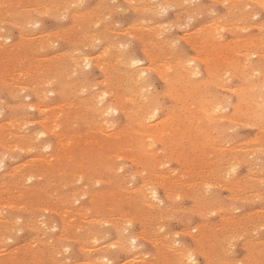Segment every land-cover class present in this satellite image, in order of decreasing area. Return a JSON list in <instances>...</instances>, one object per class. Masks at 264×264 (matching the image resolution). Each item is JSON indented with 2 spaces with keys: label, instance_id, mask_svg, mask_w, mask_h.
<instances>
[{
  "label": "bare ground",
  "instance_id": "6f19581e",
  "mask_svg": "<svg viewBox=\"0 0 264 264\" xmlns=\"http://www.w3.org/2000/svg\"><path fill=\"white\" fill-rule=\"evenodd\" d=\"M83 1V0H82ZM88 1V0H87ZM85 1V2H87ZM93 1V0H92ZM114 1V0H113ZM125 1V0H124ZM177 1V4H179L180 6L183 5V2H185L184 0H137V5L139 7L140 10H142L143 12H154V10H156L155 8L160 7L161 5H170L174 2ZM187 1V0H186ZM191 1V0H189ZM200 1V0H199ZM219 3H221L220 1H222V3L225 4L227 3L228 6H230L229 10L232 14V16H229L230 19L227 20H221L222 22H220V19L218 17V21L220 23H218L217 21H208L205 20L207 23L211 22L212 24V28L210 23L207 25V28L210 27L211 29H206V31L208 33L206 34H200L199 35V39L197 40L198 42L202 43L204 46L202 47V49H206V50H210V52L214 53V55H212L213 59H214V65H228V69H227V73L228 70L230 69L233 74H235L238 78L241 79V84L238 87L236 86H232L234 87V89L236 88V90L232 89V87H228L225 85L227 84H223V86L221 85V88H230L231 90H233L234 93H238L237 94V98L238 100L235 101L238 102L235 106H234V111L236 113V115H238V117H245L244 119L248 120L249 122L252 123V121H254L253 123H257V121H261L264 120V19L262 20L261 23H257L254 21V23H249L248 21L251 20L250 18L253 16L256 17L254 14L256 11V7H261L264 10V0H218ZM63 2V1H62ZM94 2V1H93ZM119 2V1H118ZM117 2V3H118ZM133 2V1H132ZM194 2V1H193ZM195 2H198L197 0ZM193 3L195 6H197L198 4ZM215 2V1H213ZM121 3V2H120ZM127 3V2H126ZM191 3V2H190ZM67 4V1H66ZM192 4V3H191ZM202 4V3H201ZM198 5L197 7L192 8V11L196 10V13L193 11V15L198 14L200 15V10L202 11V5ZM209 4V3H208ZM213 3L209 4V8L211 9L213 6H211ZM218 4V3H217ZM224 4V5H225ZM71 5V4H70ZM74 5V4H73ZM120 5V4H119ZM191 6V5H190ZM207 5H204V7ZM211 6V7H210ZM226 6V7H228ZM114 7V6H113ZM115 7H117L115 5ZM114 7V8H115ZM171 7V6H170ZM61 9L63 12H65V15L67 14L68 17L71 19L72 23L70 24V26H67L68 28H63L61 30H59L57 32L56 30V34L57 36L61 35L64 39L68 38L70 39V41L68 42V45L71 47L70 51L66 52H62L59 55H54L52 57L49 58H44L42 56L43 52L45 51L46 47H51V45L49 44L50 41V36L51 34H44L41 40H33L32 42L28 41L25 39L20 40V41H11L9 44H5L2 41V37L4 36V34H9L10 33V26H14L16 28H18L21 31H25V28L28 26L29 23L33 22L36 20V17L42 13V11H49V9L51 10V5H49L47 3V0H0V93L2 92H6L9 96H13L16 93L17 89H25L28 91H31V93H33L34 95V100L31 103H27V104H14L12 105L9 110L8 113H6L5 118H3L0 121V164H4L5 158H8L9 156L17 153V152H23L25 154H30L31 156H29L28 158H26L25 160H23L21 163L19 164H15V166H10L5 172H3L0 175V244L4 243L7 239L9 240L12 235L14 234L15 230L17 229V227H24L26 229H31V230H37L36 228V223L37 221H33L30 218V215L33 213L35 207L37 206V203H44L43 206H47L48 204H50V206H52V209H55L56 212H58L61 215V220H62V226L60 227V231L63 234V236H61L60 238H56L55 240V245H58L57 247H60L59 244L61 243L62 239L65 237V235H67V233L71 232L73 234H75L76 240L81 241L84 237L88 238L89 235H91V238H93V240L91 241H95L94 239L98 236V235H104L105 231L103 230V228H101L99 225L100 224H105V222H108L109 218H107L106 214L107 212L105 211V208L109 209V211H112L114 209H116L118 214V218L117 219H111L109 223H111L112 228L115 230V232L117 233L116 236H118L117 239L114 242V244L117 245H122V243H124V241L126 240V238L132 235V231L131 228H127L125 226L126 222L125 220H128L126 218V216H124V214H122L121 212V205L125 202H128V205L132 208V209H136L137 211L141 212L142 214H145L148 218H151L156 212H158L161 214L160 212V208L161 207L158 202L160 203L161 198L158 195V191H157V186L156 184L153 182L154 180H152L150 178V174L152 176V172L153 169L155 167L156 163V152L152 149V140L156 139V138H163L164 136H166L168 134V127H174L176 125H179L178 123L176 125H174L171 121H170V117H159L156 121L153 120L154 117H156L157 113L159 110H162L160 107L158 110V106L157 107V103L156 104V96L153 90V87L151 86L149 78L145 75V72L148 68L151 67L147 66V64L144 65V67H136V65H138L139 61L136 60L133 56H129L127 58V52L126 53H122V51H120V53H116V51H114V54L117 55L116 57H114V65L113 68L110 69L109 72V76L101 83L98 84L101 87H104V90L98 91V92H92L91 95L88 96V98L85 100V98H82L81 95L82 93H84L86 91V89H88V87L85 85V81L82 80L80 77L79 78H75V72L78 69V67L81 66V63L83 62V59H80L79 56H76L74 50L77 49H73V47L77 44L76 42H80L82 39V35L83 36H87V28H88V23L90 22L89 20H87V18L85 17L84 12L80 11V10H76L75 8H71L68 9L66 7V5L64 4H57L56 5V9ZM113 8V9H114ZM131 8V7H130ZM173 8V6H172ZM171 8V9H172ZM208 8V9H209ZM108 9V8H107ZM120 9V7H119ZM118 9V10H119ZM134 9V7H133ZM185 9V8H184ZM123 10V9H122ZM129 10V9H128ZM132 10V9H131ZM136 10V9H135ZM191 10V9H190ZM228 10V9H227ZM255 10V11H254ZM164 11V10H163ZM170 11V10H169ZM184 11V10H183ZM211 11V10H210ZM214 9L211 11L213 13ZM216 11V10H215ZM61 14H64V13ZM123 12V11H122ZM162 12V11H161ZM185 12L187 14H190L189 10H185ZM204 12V11H203ZM207 12V10L205 11ZM228 12V11H227ZM53 13V12H52ZM117 13V12H116ZM138 13V12H137ZM167 13V11L165 12ZM174 13V12H173ZM202 13V12H201ZM209 13V11H208ZM211 13V14H212ZM216 13V12H215ZM258 13V12H257ZM92 14V13H91ZM130 14V13H129ZM182 14H184L182 12ZM186 14V15H187ZM219 14V13H218ZM227 14V13H226ZM166 15V14H165ZM192 15V14H191ZM192 15V16H193ZM202 16H205L203 14H201ZM208 15V14H207ZM210 15V14H209ZM220 15V14H219ZM115 16V15H114ZM122 16V15H120ZM119 16V17H120ZM163 16V15H161ZM178 16H180V14H178ZM185 16V15H184ZM192 16L189 15V17H191L190 21L192 20ZM217 16V15H216ZM107 17V16H104ZM169 17V16H168ZM176 17V16H175ZM186 17V16H185ZM195 17V16H194ZM200 17V16H199ZM213 17V16H212ZM51 18V17H50ZM65 18V17H64ZM67 18V17H66ZM125 18V17H124ZM155 18H158L155 17ZM217 18V17H215ZM214 18V19H215ZM226 18V17H224ZM257 18V17H256ZM39 19V18H38ZM145 19V18H144ZM150 19V18H149ZM175 19V18H174ZM188 19V20H189ZM195 19V18H193ZM210 19V18H209ZM213 19V18H212ZM254 19V18H253ZM66 20V19H65ZM98 20V19H97ZM134 20V19H133ZM171 20V19H170ZM187 20V19H186ZM58 21V20H57ZM94 21V20H93ZM105 21V20H104ZM122 21V20H121ZM190 21H185L184 24H186L187 22L189 23ZM70 22V21H69ZM129 22V21H128ZM158 24L160 23V21H157ZM165 22H169L165 20ZM170 22H173L170 21ZM169 22V24H171ZM119 23V22H118ZM135 23V22H134ZM140 23V22H139ZM163 23V22H161ZM38 24V23H35ZM42 24V23H41ZM59 24V23H58ZM98 24V23H97ZM96 24V25H97ZM149 26L151 23H148ZM156 24V23H154ZM157 24V25H158ZM166 24V23H165ZM179 24V23H178ZM175 24V25H178ZM205 24V22H204ZM203 26H206L204 25ZM219 24H221V26H223L224 28L226 26H229L231 28L230 31H233V35H235V41H236V46L234 48H232V53H228L226 51V49L228 50L229 45H225L224 42H227L226 40L224 41V39L220 38L224 41H222L223 43L221 44L218 40H220V38L217 40V27L219 26ZM99 25V24H98ZM125 25V24H124ZM133 25V24H132ZM138 26V24H136ZM161 25V24H160ZM173 24H171L172 26ZM180 25V24H179ZM190 25V24H189ZM218 25V26H216ZM135 26V27H137ZM140 26V25H139ZM170 26V28H172ZM184 26V25H183ZM188 26V24H187ZM186 25L185 27L188 28ZM200 27V25H198ZM196 28H199V27ZM55 27V26H54ZM148 27V26H147ZM155 27V26H154ZM158 27V26H157ZM176 27V26H175ZM179 28H182L180 26H178ZM192 27V26H191ZM220 27V26H219ZM250 27H257V29H259V34L258 35H249L248 34H243V36L240 34L242 31H245V28H250ZM28 28V27H27ZM75 28H77L76 31V38H75V32L73 33V30H75ZM125 28V27H123ZM130 28V27H128ZM144 28V27H143ZM146 28V27H145ZM150 28V27H149ZM164 28V27H163ZM167 28V27H166ZM169 28V27H168ZM169 28V29H170ZM228 28V27H227ZM42 29V28H41ZM141 29V28H140ZM157 29V28H155ZM153 31V33H157L159 31ZM159 29V28H158ZM161 30L162 27L160 28ZM168 29V30H169ZM175 29V28H174ZM172 29V30H174ZM202 29V28H201ZM220 29V28H219ZM229 29V28H228ZM37 30V29H36ZM44 30V29H43ZM52 30V29H50ZM49 30V31H50ZM117 30V29H116ZM160 30V31H161ZM166 30V29H164ZM171 30V31H172ZM179 30V29H178ZM184 30V29H183ZM189 30V29H188ZM196 30V29H195ZM193 30V31H195ZM200 30V29H199ZM197 30V31H199ZM211 30V31H210ZM17 31V30H16ZM35 31V30H33ZM29 32L30 33H37V32ZM45 31V30H44ZM48 30L46 29V32ZM55 31V30H54ZM53 31V34H54ZM112 31V30H111ZM114 31V30H113ZM129 31V29L127 30ZM182 31V30H181ZM203 32V29L201 30ZM221 31H223V28L221 29ZM39 32V31H38ZM43 32V31H42ZM116 32H121V31H116ZM130 32V31H129ZM177 32V31H176ZM190 32V31H189ZM196 32V31H195ZM205 32V31H204ZM248 32V31H247ZM44 33V32H43ZM42 33V34H43ZM171 33V32H170ZM181 33V32H180ZM184 33V31H183ZM188 33V32H187ZM186 33V34H187ZM198 33V32H197ZM222 33V32H221ZM224 33V32H223ZM230 33V32H228ZM251 33V32H250ZM253 33V32H252ZM256 33V32H254ZM25 34V33H23ZM39 34V33H37ZM56 34H54L56 36ZM90 34V33H89ZM131 34V33H130ZM134 34V33H133ZM185 34V35H186ZM191 34V33H190ZM220 34V33H219ZM218 34V35H219ZM18 35V34H17ZM93 35L97 36L99 38V40L103 43V44H109V47L104 51H108V49L113 48L114 43L113 41H111L108 36H107V32H106V28H96L93 32ZM162 35V34H161ZM176 35V34H175ZM179 35V34H178ZM183 35V34H182ZM179 35V36H182ZM185 35H183L184 37H186ZM197 35V34H196ZM232 35V36H233ZM28 36V35H27ZM35 36V35H34ZM41 36V34H40ZM40 36L38 39H40ZM74 36V37H73ZM117 36V35H116ZM136 36V34H135ZM154 38L155 35H152ZM158 36V35H157ZM174 36V35H173ZM177 36V35H176ZM182 36V37H183ZM188 36V34H187ZM8 37V36H7ZM37 37V36H36ZM35 37V38H36ZM150 37V36H149ZM160 38V35L158 36ZM163 37V35H162ZM181 37V38H182ZM234 37V36H233ZM30 38V37H29ZM89 38V37H88ZM93 38V37H92ZM91 38V39H92ZM95 38V39H94ZM93 39L96 40V37H94ZM176 38V37H175ZM189 38V37H188ZM8 40V38H6ZM5 39V40H6ZM22 39V38H21ZM56 39V37H55ZM139 38H137L138 40ZM177 39V38H176ZM180 39V37H179ZM234 39V38H231ZM231 39L229 41H231ZM85 40V39H84ZM90 40V39H89ZM154 40V39H153ZM195 40V39H194ZM76 41V42H75ZM149 41V40H148ZM156 41V40H155ZM167 41V40H166ZM172 41L174 42V40L172 39ZM177 41V40H176ZM190 41V40H189ZM88 42V40L86 41ZM91 42V41H89ZM99 42V41H98ZM130 42V41H128ZM132 42V41H131ZM152 42V40H151ZM150 42V43H151ZM168 42V41H167ZM172 42V43H173ZM180 42V41H179ZM195 42V41H194ZM57 43V42H55ZM55 43L53 45H55ZM122 43V42H121ZM120 43V46H121ZM140 43V42H139ZM163 43V42H162ZM165 43V42H164ZM176 43V42H174ZM173 43V44H174ZM193 43V42H191ZM231 43V42H229ZM234 43V42H232ZM49 44V45H48ZM82 44V43H81ZM89 44V43H88ZM92 44V42H91ZM96 44V43H95ZM153 44V43H152ZM157 44H160V42H158ZM169 44V43H168ZM172 44V45H173ZM84 45V44H83ZM118 45V44H117ZM126 45V44H125ZM167 45V44H166ZM192 45V44H191ZM196 45V43H194V46ZM200 45V44H199ZM198 45V46H199ZM58 47V45H55ZM85 46V45H84ZM89 46V45H88ZM92 46V45H91ZM98 45H96L97 47ZM225 46H228L225 47ZM232 46V45H231ZM94 47V46H93ZM92 47V48H93ZM196 47V46H195ZM53 48V47H52ZM63 48V47H62ZM100 48V46H99ZM98 48V49H99ZM194 48V47H193ZM200 48V47H199ZM226 48V49H224ZM55 49V47H54ZM64 49V48H63ZM96 49V48H95ZM94 49V50H95ZM126 49V48H125ZM51 50V49H49ZM62 50V49H61ZM66 50V49H65ZM79 50V49H78ZM91 50V49H90ZM89 50V51H90ZM123 50V49H122ZM144 50V49H143ZM178 50V49H177ZM200 50V49H196ZM55 51V50H54ZM88 51V52H89ZM96 51V50H95ZM101 51V50H99ZM101 51V52H104ZM131 51V49H130ZM133 51V49H132ZM183 51V50H182ZM201 51V50H200ZM50 52V51H49ZM81 52V51H78ZM100 52V53H101ZM146 52V51H144ZM75 53V54H74ZM85 53V52H84ZM92 53V52H91ZM99 53V54H100ZM109 53V52H108ZM195 53V52H194ZM199 53V52H198ZM209 53V52H207ZM209 53V60L206 61L210 62V57L211 54ZM104 54V53H103ZM155 54V53H154ZM159 54V53H158ZM181 54V53H180ZM191 54V53H190ZM204 54V53H201ZM200 54V55H201ZM53 55V54H52ZM102 55V54H101ZM105 55V54H104ZM198 54V56H200ZM208 55V54H207ZM256 55L258 59L257 61H252L250 60L251 56ZM93 56V55H91ZM99 55H97L98 57ZM103 56V55H102ZM111 56V55H110ZM135 56V55H134ZM189 56V55H188ZM187 56V57H188ZM192 56V55H191ZM195 56V55H194ZM193 56V57H194ZM197 56V55H196ZM93 58V59H98V58ZM158 58V55L155 57ZM166 57H169L166 55ZM176 57V56H175ZM203 56H201L202 58ZM111 58V57H110ZM162 58V57H161ZM172 58V57H171ZM186 58V57H185ZM181 59L179 64V68H177V71H175L171 76H166V79L168 81V84L170 85L168 91V93L171 94L174 93L175 96L180 97V99H182L183 101H181V103H183V108L186 112V114L188 113L190 116L184 118V120H188L187 121V126L184 125V121H181L183 124H180V126L184 127L183 131H179L181 128H179V126H177L178 130V137L177 138H183L185 139L186 137L188 138V142L190 144V148L194 151L193 156L196 160V158L198 156H200L201 149L198 150L197 148V144L198 142H204V144L206 145V143L208 144H213L212 142H214L215 139L218 138H213L212 134L210 132V130H212V126L214 124L217 123L218 117L217 114L221 109H224L221 106V103L219 102L220 100H223L222 97L224 94H222V96L217 99L215 95H211L208 94L207 89L205 88V84L202 82V80L200 81V78H197V75H199V67L197 68V66L195 65H191V60L189 59ZM190 58V57H189ZM197 58V57H196ZM195 58V59H196ZM199 57L198 60L201 59ZM204 58V57H203ZM103 59V58H102ZM108 59V58H107ZM147 59V58H146ZM206 59V57L204 58ZM95 60L93 62H95ZM142 60V59H139ZM149 60V58H148ZM160 60H164L163 58ZM159 60V61H160ZM174 60V59H173ZM86 61V60H85ZM112 61V60H111ZM158 61V62H159ZM168 61V60H166ZM165 61V62H166ZM171 61V60H169ZM168 61V62H169ZM175 61V60H174ZM172 61V62H174ZM177 61V60H176ZM176 61L173 63L175 64ZM179 61V60H178ZM177 61V62H178ZM202 61V60H201ZM88 65L91 64L90 60L86 61ZM92 62V63H93ZM109 62V60H108ZM148 62V61H147ZM171 62V65H173ZM199 62V61H198ZM259 62H261L259 64ZM113 63V62H112ZM156 63V62H155ZM167 63V62H166ZM170 63V62H169ZM167 63L169 66L170 64ZM205 63V62H203ZM211 63V62H210ZM156 63L154 69L156 68L157 70L160 68ZM193 64V63H192ZM196 64V63H195ZM99 65V64H98ZM111 65V66H112ZM157 65V66H156ZM176 66H178V63L175 64ZM206 65V64H205ZM211 65V64H210ZM209 65V68L211 67ZM87 66V65H86ZM85 66V68H87ZM166 66V65H164ZM163 66V69H165L166 67ZM174 66V65H173ZM199 66V65H198ZM135 67V68H134ZM159 67V68H158ZM204 67V66H203ZM208 67V66H207ZM162 68V66H161ZM174 68V67H172ZM212 68V67H211ZM223 68V67H222ZM153 69V68H152ZM155 69V70H156ZM167 71L169 68H166ZM212 69H215L212 68ZM156 70V73H157ZM160 70V69H159ZM158 70V71H159ZM226 70V69H225ZM254 70H258L255 71L256 75L261 77V80L258 82H255L256 80H253V71ZM164 71V70H162ZM216 70H212V74H214ZM221 71V70H220ZM224 71V70H223ZM222 71V72H223ZM97 72V71H96ZM153 72V71H152ZM225 72V71H224ZM258 72V73H257ZM160 73V72H159ZM254 73V74H255ZM90 74V73H89ZM105 74V73H104ZM107 74V73H106ZM114 74V75H113ZM207 74V73H206ZM224 74V73H222ZM226 74V73H225ZM201 75V73H200ZM211 75V74H210ZM218 75V74H216ZM161 76V75H160ZM208 76V74H207ZM253 76V77H252ZM258 76V77H259ZM150 77V76H149ZM201 77V76H199ZM204 78V76H202ZM201 77V79H203ZM209 83L210 84V80H212L211 76H209ZM222 77H224V75H222ZM236 77V78H237ZM257 77V78H258ZM233 78V77H231ZM81 79V80H80ZM208 80V78H206ZM256 79V78H255ZM260 79V78H259ZM90 80V79H88ZM97 81V80H96ZM203 81H206L203 79ZM214 81V78L213 80ZM216 81V80H215ZM232 81V79H231ZM230 81V82H231ZM180 83L182 86L183 90L181 92L183 93H177V86L179 87V84L176 85V83ZM223 82V81H222ZM165 83V82H164ZM207 83V82H206ZM216 83V85H217ZM168 84H166L168 86ZM213 84V83H212ZM230 84V83H229ZM233 84V83H232ZM165 85V86H166ZM176 85V86H175ZM214 84V86H216ZM91 86V85H90ZM231 86V85H230ZM241 86V87H240ZM219 87V86H218ZM151 88V89H150ZM180 87V89H182ZM101 89V88H100ZM165 89V87H164ZM212 89V88H211ZM195 90L197 91H205L208 96L204 98V94H200V96H197L199 98H197L196 95H194ZM215 90V89H213ZM224 90V89H223ZM229 91V89H226ZM95 91V90H94ZM165 91V90H164ZM203 91V92H204ZM22 92V90H21ZM160 92V91H159ZM158 92V93H159ZM165 92V93H166ZM214 92V91H213ZM216 92V91H215ZM30 93V94H31ZM49 93H54L56 94V96L58 95L59 100H57L56 102H54L51 105H46L44 103V99L46 98L47 94ZM157 93V91H156ZM197 93V92H196ZM195 93V94H196ZM53 94V96H54ZM86 94V93H85ZM184 94V96H183ZM220 94V93H219ZM218 94V95H219ZM2 95V94H1ZM5 95V94H4ZM158 95V94H157ZM164 95V93H163ZM217 95V94H216ZM230 94H228L227 96L229 97ZM27 96V95H25ZM23 96V98L25 97ZM166 96V95H165ZM196 96L195 101H191L192 103L189 104L187 103V98L189 97H193ZM220 96V95H219ZM30 97V95L27 96V98ZM168 97V95L166 96ZM227 97V99H228ZM11 98V97H10ZM26 98V99H27ZM57 98V97H56ZM170 98V97H169ZM230 98V97H229ZM236 98V99H237ZM2 99V98H0ZM171 99V98H170ZM178 99V98H177ZM175 98V100H177ZM192 99V98H191ZM7 100V98L5 99ZM11 100V99H10ZM31 100V99H30ZM189 100V99H188ZM225 100V99H224ZM2 101V100H1ZM4 101V100H3ZM15 101V100H14ZM22 101V100H21ZM229 101V100H228ZM227 101V102H228ZM27 102V101H26ZM224 102V101H223ZM226 102V103H227ZM229 103V102H228ZM178 104V102H177ZM171 105V104H170ZM175 105V103H174ZM223 105V104H222ZM229 105V104H228ZM231 105V104H230ZM10 106V105H9ZM179 106V105H178ZM187 106V107H186ZM169 107V106H167ZM175 107V106H173ZM172 106H170L171 110L173 109ZM180 107L181 104H180ZM31 108L34 109L35 112L37 113V117L34 119H30L26 116V112L25 110ZM166 108V106H165ZM227 108V107H226ZM226 108L224 110H226ZM179 109V108H176ZM190 109V111L188 110ZM3 110V109H2ZM167 110V108H166ZM1 111V110H0ZM5 111V110H4ZM173 111V110H172ZM179 111V110H178ZM31 110H30V114H31ZM115 112H119L120 114H124L127 118L128 124L126 125V127L124 128H114V130H111V126L108 124V122L110 121V115L112 113ZM160 112V111H159ZM169 112V111H168ZM181 109H180V113H181ZM232 112V111H231ZM230 112V114H231ZM2 113V112H1ZM0 113V115H1ZM29 113V112H28ZM171 113V112H170ZM179 113V112H178ZM227 113V112H226ZM3 114V113H2ZM167 114V113H166ZM225 114V113H224ZM229 114V113H228ZM227 114V117H229ZM229 114V115H230ZM179 114H175V115H170L172 116V118H174V116L177 118ZM185 115V113L183 114ZM182 115V116H183ZM180 116V115H179ZM178 116V117H179ZM234 116V115H233ZM34 117V116H33ZM116 117V115H115ZM114 117V118H115ZM222 118H226L225 115L221 116ZM219 116V119L221 118ZM232 117V115H231ZM230 117V118H231ZM236 119L238 120L237 116H235ZM243 117L241 119H243ZM161 118V120H160ZM233 118V117H232ZM180 119V118H178ZM183 119V118H182ZM229 120V118H226ZM234 118L231 119V121L236 122V120ZM85 121L86 123H88L90 126L93 127V129H98L101 130L103 133L100 137L97 136V138H92L90 137V133L91 130H86L83 132H76L75 130V123L76 121ZM114 120V119H113ZM117 120V119H116ZM172 120V119H171ZM177 119H174V121ZM181 120V119H180ZM179 120V121H180ZM222 121V119H220ZM224 120V119H223ZM236 120V121H235ZM34 122L36 124V127L33 130H30V132L28 133H24V128L27 124H29V122ZM126 121V122H127ZM230 121V122H231ZM244 121V120H243ZM113 122V121H112ZM111 122V123H112ZM224 122V121H222ZM82 123V122H81ZM110 123V124H111ZM238 123H243L242 120ZM248 124L249 125H251ZM261 123V122H260ZM34 124V125H35ZM118 124V123H117ZM116 124V125H117ZM174 126H173V125ZM223 124V123H222ZM227 123H225L226 125ZM230 124V123H228ZM246 124V121L245 123ZM263 124V122L261 123ZM80 125V124H79ZM114 125V124H113ZM124 125V123H123ZM234 125V124H233ZM255 124H253L251 127H253ZM122 126V125H120ZM219 127V125H217ZM243 126V124H242ZM241 126V127H242ZM247 126V124H246ZM34 126L32 125V128ZM79 127V126H78ZM113 127V126H112ZM225 127V126H224ZM257 127V126H256ZM31 128V129H32ZM221 128V127H220ZM233 128V127H232ZM231 128V129H232ZM261 128V127H259ZM219 129V128H217ZM229 129V128H228ZM227 129V130H228ZM230 129V130H231ZM234 129V128H233ZM258 129V128H257ZM262 129L264 130V125H262ZM25 130H27V128H25ZM111 130V132H110ZM176 130V128H175ZM229 130V131H230ZM237 130V129H236ZM28 131V130H27ZM26 131V132H27ZM172 131V130H171ZM170 131V132H171ZM216 131V130H215ZM214 131V132H215ZM220 131H224V130H220ZM234 131V130H233ZM255 131V130H254ZM258 131V130H256ZM255 131V133H256ZM261 131V130H260ZM98 132V131H97ZM177 132V131H174ZM219 132V131H217ZM220 133V132H219ZM222 133V132H221ZM236 133V131H235ZM259 133V132H258ZM174 134V133H173ZM173 134L172 137H173ZM216 134V133H215ZM170 135V133H169ZM223 135H225L223 133ZM222 135V138H223ZM228 135V134H227ZM237 135V134H236ZM180 136V137H179ZM226 136V135H225ZM232 136L234 137V133L232 134ZM254 136V135H253ZM264 136V135H263ZM171 137V136H170ZM170 137H166L167 139H170ZM171 137V139H173ZM176 137V134H175ZM229 137H231L229 135ZM251 137V136H250ZM228 138V137H227ZM232 138V137H231ZM237 138V137H234ZM252 138V137H251ZM254 138V137H253ZM164 139V138H163ZM234 140V139H233ZM253 140V139H252ZM156 141V140H155ZM174 141V140H172ZM224 141V140H223ZM236 141V140H235ZM249 141V140H248ZM255 141V140H254ZM159 142V141H157ZM165 142V141H163ZM162 142V143H163ZM168 142V141H166ZM165 142V143H166ZM176 142H179L178 140L175 141V145L177 144ZM184 142V140H183ZM187 142V143H188ZM200 142V143H201ZM218 142V141H217ZM250 142V141H249ZM263 142V141H262ZM186 143V147L189 145H187ZM216 143V142H215ZM252 143V141H251ZM257 143V141H256ZM167 144V143H166ZM180 145V143H178ZM185 144V143H184ZM218 144V143H217ZM228 144V141H227ZM225 144V145H227ZM237 144V141L236 143ZM241 144V143H240ZM249 145H251L250 143H248ZM254 144V142L252 143ZM261 144V142L259 143ZM259 144H256L259 146ZM168 145V144H167ZM178 145V146H179ZM182 145V143H181ZM200 145V144H198ZM205 145H201L205 146ZM246 146H243V143L241 146H243L245 149L249 146H247V144H245ZM263 144H261L259 147H261ZM155 146V145H154ZM211 147L212 145H208V147ZM216 146V145H215ZM171 147V145H170ZM177 146H174V149L172 148V150H170L171 152L174 150L176 151ZM185 147V146H184ZM219 148V145L217 146ZM224 148H226L225 146H223ZM237 147V146H236ZM255 147V144H254ZM252 146V148H254ZM264 147V146H262ZM261 147V148H262ZM182 148V147H179ZM179 148L177 150H179ZM216 147H214L213 149H215ZM220 150L224 151V148L222 149V145H220ZM228 148V147H227ZM239 148V147H238ZM242 148V149H244ZM251 148V147H250ZM258 147L256 146V149ZM45 150L44 152L42 150ZM160 149V148H159ZM163 149V148H162ZM160 149V150H162ZM165 149V148H164ZM168 149V148H167ZM165 149V150H167ZM202 149H205L204 147ZM210 149V148H209ZM212 149V150H213ZM233 149V148H232ZM249 150V147L247 148ZM259 149V148H258ZM206 150V149H205ZM216 150V149H215ZM234 150H238V149H234ZM233 150V151H234ZM252 150V149H251ZM42 151V152H41ZM125 152V155H121V156H126L125 158H127V156H129L130 158H132L131 160H135L137 159V162H139V167L141 168L139 171H137L135 169V171L132 174H140L143 177L142 180H140V182H137L136 185H132V186H126L125 185V176H126V171L124 172H120L122 166L117 165L114 163V159L113 161H111V157L113 155H115L117 152ZM159 151V150H157ZM188 151V150H187ZM186 151V152H187ZM218 151V150H217ZM226 151V150H225ZM247 151V150H246ZM245 151V152H246ZM261 151V149H260ZM264 151V150H263ZM262 151V152H263ZM121 152V153H122ZM165 152V151H164ZM170 152V153H171ZM191 152V151H190ZM188 152V153H190ZM207 152H209V150H207ZM256 150L254 151V155H255ZM169 153V155H170ZM177 153V152H176ZM204 153V152H203ZM211 153V152H209ZM219 153V151H218ZM217 153V155H218ZM235 153V152H234ZM259 153V150H258ZM258 153L256 152V155H258ZM118 154V153H117ZM120 154V153H119ZM118 154V156H120ZM163 154V153H162ZM167 154V153H166ZM165 154V155H166ZM184 152L181 151L178 155H181L182 158L180 159H184L183 155ZM215 154V153H214ZM213 154V155H214ZM253 154V152L251 153ZM175 155V153H174ZM176 155V156H178ZM210 155V154H207ZM216 155V157H218ZM263 155V154H262ZM19 156V154H18ZM117 156V155H115ZM187 156V155H186ZM184 155V157H186ZM205 156V155H204ZM212 156V155H211ZM233 156V155H232ZM248 156L249 153H248ZM22 157V156H21ZM25 157V156H24ZM188 157V156H187ZM186 157V158H187ZM213 157V156H212ZM221 157V155H220ZM246 157V156H245ZM10 158V157H9ZM14 158V157H13ZM11 156V160L13 159ZM17 158V157H16ZM15 158V159H16ZM117 158V157H116ZM115 158V159H116ZM167 158V157H166ZM165 158V159H166ZM170 158H173L170 157ZM179 158V157H178ZM177 158V160H178ZM210 158V157H209ZM249 158V157H248ZM179 159V160H180ZM213 159V158H212ZM222 159V158H221ZM264 159V158H263ZM130 160V159H129ZM130 160V161H131ZM164 160V159H163ZM175 160V159H174ZM226 160V159H225ZM224 160V161H225ZM258 160V159H257ZM8 161V160H7ZM166 161V160H165ZM209 161V160H208ZM234 161V160H233ZM9 162V161H8ZM12 162V161H11ZM19 162V161H18ZM132 162V161H131ZM170 162V161H169ZM179 163V161H177ZM190 162V161H189ZM232 162V159L231 161ZM235 162V161H234ZM249 162V159H248ZM6 163V162H5ZM17 163V162H16ZM120 163V162H119ZM133 163V162H132ZM220 163V162H219ZM223 163V161L221 162ZM220 163V164H221ZM225 164H223L224 166H226L227 162H224ZM233 163V162H232ZM236 163V162H235ZM122 164V161H121ZM129 164V163H128ZM169 164V163H168ZM180 164V163H179ZM181 164H186L181 163ZM201 164V163H200ZM206 164H208L207 160H206ZM219 164V165H220ZM229 164V162H228ZM241 164V163H240ZM250 164V163H249ZM255 165L254 163H251V165ZM259 164V162H258ZM131 165V164H130ZM166 165V164H165ZM231 165V163H230ZM239 165V164H238ZM250 165V166H251ZM263 165V164H262ZM159 166V165H157ZM161 166V164H160ZM159 166V167H160ZM167 166V165H166ZM187 165H185L186 167ZM240 166V165H239ZM248 166V164H247ZM246 166V167H247ZM257 166V164H256ZM254 166V167H256ZM128 167V166H127ZM208 167V166H207ZM223 169V166H221ZM230 167V166H229ZM228 166L224 167L225 171H227L226 173H228ZM233 167V166H232ZM237 166L235 165V168ZM253 167V166H252ZM253 167V170H254ZM166 168V167H163ZM203 168V167H202ZM210 168V166H209ZM208 168V169H209ZM234 168V169H235ZM126 169V168H125ZM134 169V168H133ZM173 169V168H171ZM170 169V170H171ZM177 170V168H174ZM182 169V165L180 170ZM185 169V168H183ZM188 169V168H187ZM198 169V168H197ZM201 169V168H200ZM206 169V167L204 168ZM214 171V168H212ZM231 169V168H230ZM239 168L237 167L236 170H238ZM246 169V168H245ZM249 169L248 171H250V169L252 170V168H247ZM127 170V169H126ZM129 170V169H128ZM156 170V169H155ZM168 170V169H166ZM203 170V169H202ZM224 170V169H223ZM223 170L221 173H223ZM158 171V170H157ZM163 171V170H162ZM165 171V169H164ZM169 171V170H168ZM166 171V172H168ZM174 171V172H173ZM171 171L173 174L172 176L175 174V170ZM182 171V170H181ZM196 171V169H195ZM212 171V170H211ZM219 172V169H216V171L214 172ZM233 171V170H232ZM231 171V172H232ZM184 172V171H183ZM207 172L204 171V173ZM210 172V170H209ZM254 172V171H253ZM260 172V171H259ZM165 173V172H164ZM169 174H171L170 172H168ZM167 173V174H168ZM182 173V172H181ZM195 173V172H194ZM230 173V172H229ZM131 174V175H132ZM162 174V173H161ZM166 173L163 175H167ZM180 174V173H179ZM217 174V173H216ZM220 174V173H219ZM225 174V172H224ZM233 174H235V176L237 175L236 172ZM246 174V173H245ZM250 176L251 173H248ZM264 174V173H263ZM262 174V176H264ZM130 175V174H128ZM127 175V176H128ZM133 178V176H131ZM196 175V173H195ZM223 175V174H222ZM219 176V177H222ZM241 175V174H240ZM239 175V176H240ZM169 176V175H167ZM171 176V177H172ZM179 176V175H178ZM184 176V174H183ZM182 176V177H183ZM198 176V175H197ZM201 176V175H200ZM199 176V177H200ZM212 176V175H211ZM211 176L209 179H211ZM227 176V175H225ZM224 176L225 179H228ZM229 176V175H228ZM257 176V175H256ZM261 176V175H259ZM259 176L257 178H259ZM136 177V176H134ZM175 177V176H173ZM202 177V176H201ZM206 177V176H205ZM230 177V176H229ZM234 177V176H233ZM242 177V176H241ZM244 177V176H243ZM242 177V178H243ZM251 177V176H250ZM128 178V177H127ZM156 178V177H155ZM178 178V177H177ZM186 178V176H185ZM184 178V179H185ZM188 178V177H187ZM195 176H193L191 179H194ZM208 178V176H207ZM206 178V180H207ZM213 178V177H212ZM223 178V179H224ZM236 178V177H235ZM234 178V179H235ZM264 178V177H262ZM197 179V178H196ZM200 179V178H198ZM197 179V180H198ZM205 179V178H204ZM208 179V180H209ZM233 179V178H232ZM231 179V180H232ZM239 179V177H238ZM237 179V180H238ZM85 180V181H84ZM201 180V179H200ZM203 180V178H202ZM201 180V181H202ZM212 180V179H211ZM215 180V178H214ZM246 180V178H245ZM249 180V179H248ZM261 180V179H260ZM30 181V183L28 182ZM84 181V182H83ZM179 181H185V180H180ZM192 181V180H190ZM210 181V180H209ZM209 181H207V183H209ZM217 180L215 181L217 183ZM242 181V180H241ZM254 181V179L252 180ZM262 181H264V179H262ZM86 182V183H85ZM168 182V181H167ZM170 182V180H169ZM177 182V181H176ZM186 182V181H185ZM184 182V185H185ZM188 184L190 183L189 181H187ZM194 182V181H193ZM204 182H206L204 180ZM213 181H211L212 183ZM233 182V181H232ZM236 182V180H235ZM240 182V181H239ZM247 182V181H246ZM249 182V181H248ZM96 183V184H95ZM98 183L100 184L98 187H96L95 185H98ZM180 183V182H179ZM182 183V182H181ZM198 183V182H196ZM195 183V184H196ZM210 183V184H211ZM214 183V182H213ZM212 183V184H213ZM230 183V182H229ZM244 183V182H243ZM263 183V182H262ZM131 184V183H130ZM173 184V183H171ZM183 184V183H182ZM181 184V185H182ZM202 184V183H201ZM200 184V185H201ZM261 184V183H260ZM258 184V185H260ZM129 185V184H128ZM176 185V184H173ZM183 185V186H184ZM192 185V184H191ZM204 187L206 184H203ZM216 185V184H215ZM160 186V185H158ZM167 186V185H166ZM178 186V185H177ZM182 186V189H183ZM186 186V185H185ZM184 186V187H185ZM197 186V185H196ZM219 186V184L217 185ZM216 186V187H217ZM227 186V185H226ZM243 186V185H242ZM174 188V186H172ZM180 187V186H179ZM187 187V186H186ZM191 188V186H189ZM202 187V186H201ZM213 187V186H211ZM215 187V186H214ZM213 187V188H214ZM215 187V188H216ZM221 187V186H220ZM219 187V188H220ZM241 187V185H240ZM239 187V188H240ZM178 188V187H177ZM176 188V189H177ZM195 188V187H194ZM212 188V189H213ZM224 188V187H223ZM222 188V189H223ZM249 188V187H248ZM247 188V189H248ZM251 188V187H250ZM259 188V187H258ZM257 188V189H258ZM261 188V187H260ZM259 188V189H260ZM164 189V188H163ZM192 189V188H191ZM203 190H205L204 188H202ZM207 189H209L207 187ZM211 189V190H212ZM237 188H235L236 190ZM246 189V186L245 188ZM246 189V190H247ZM258 189V190H259ZM171 190V187L170 189ZM168 190V191H169ZM198 190V189H197ZM214 190V189H213ZM228 190V189H227ZM234 190V191H235ZM243 190V188H242ZM262 190V189H261ZM167 191V192H168ZM173 191V189L171 190ZM178 191V189L176 190ZM210 191V190H209ZM216 192V190H214ZM213 191V192H214ZM231 192V190H229ZM254 191V189H253ZM252 191V193H253ZM263 191V190H262ZM166 192V191H165ZM166 192V193H167ZM197 192V191H196ZM201 192V191H200ZM212 192V193H213ZM233 192V191H232ZM248 192V191H247ZM246 192V193H247ZM184 193V192H183ZM250 193V192H249ZM261 193V192H260ZM258 192V195H261ZM264 193V191H263ZM171 194V193H170ZM176 194V192H175ZM198 193H196L197 195ZM228 194V193H227ZM231 194V193H229ZM255 194V193H254ZM185 195V194H184ZM200 195V194H198ZM204 195V194H203ZM223 195V194H222ZM226 195V194H225ZM243 195V193L241 194ZM241 195H237L239 197H241ZM245 195V193H244ZM253 195V194H251ZM264 195V194H263ZM81 196L87 197L86 199V205H79L78 207L75 208H68V209H62L59 210L61 208L62 205L65 204H75V202H77ZM175 196V195H174ZM176 196H178V194H176ZM181 196V195H180ZM210 196V195H209ZM228 196V195H227ZM226 196V197H227ZM230 196V195H229ZM228 196V197H229ZM247 196V195H246ZM245 196V197H246ZM170 197V196H169ZM194 197V196H193ZM197 197V196H196ZM227 197V198H228ZM243 197V196H242ZM252 197V196H251ZM251 197L250 198L252 199ZM254 197V196H253ZM258 197V196H257ZM261 197V196H259ZM259 197L257 199H259ZM82 198V197H81ZM177 198V197H176ZM179 198V197H178ZM188 198V197H187ZM236 198V196H235ZM264 199V197H262ZM261 198V199H262ZM170 199V198H168ZM191 199V198H190ZM232 199V198H231ZM241 199V198H240ZM244 199V197L242 198ZM256 199V198H255ZM256 199V200H257ZM81 200V199H80ZM173 200V199H172ZM204 200V199H203ZM235 200V199H232ZM248 200V199H246ZM260 200V199H259ZM182 201V200H181ZM196 201H198L196 199ZM224 201V200H223ZM237 201V200H236ZM240 201V200H239ZM84 202V201H83ZM174 202V201H173ZM195 202V201H194ZM221 202V201H219ZM234 202V201H233ZM243 202V201H242ZM249 202V201H248ZM255 202V201H254ZM261 202V201H260ZM264 202V201H263ZM262 202V204H263ZM171 203V202H170ZM222 203V202H221ZM227 203V202H226ZM230 203V202H229ZM232 203V202H231ZM85 204V203H84ZM172 204V203H171ZM170 204V205H171ZM242 204V203H241ZM247 204V203H246ZM253 204V203H251ZM168 205V204H167ZM175 205V204H174ZM181 206V204H179ZM194 205V204H193ZM218 205V204H217ZM41 206V207H43ZM49 206V207H50ZM185 206V205H184ZM190 206V204H189ZM224 206V205H223ZM242 206V205H241ZM253 206V205H252ZM264 206V205H263ZM39 207V206H38ZM170 207V206H169ZM167 207V208H169ZM172 207V206H171ZM229 207V206H228ZM237 207V206H236ZM244 207V206H243ZM242 207V208H243ZM251 207V206H249ZM258 207V206H257ZM180 208V207H179ZM178 208V209H179ZM182 208V207H181ZM190 208V207H189ZM205 208V207H204ZM245 208V207H244ZM253 208V207H252ZM259 208V207H258ZM257 208V209H258ZM46 209V207H43V210ZM49 209V208H48ZM124 209V208H123ZM176 209V208H173ZM186 209V208H185ZM184 209V210H185ZM208 209V208H207ZM220 209V208H219ZM255 209V208H254ZM253 209V210H254ZM264 209V208H263ZM262 209V210H263ZM2 210H9L11 212H5L3 213ZM25 212H23V211ZM90 210V212L92 213L90 216L88 211ZM177 210V209H176ZM189 210V209H188ZM217 210V208H216ZM259 210V209H258ZM45 211V210H44ZM54 211V210H53ZM178 211V210H177ZM213 211V210H212ZM211 211V212H212ZM221 211V210H220ZM224 211V210H223ZM21 212V214H19ZM52 212V210H51ZM55 212V211H54ZM145 212V213H144ZM183 212V210H182ZM218 212V211H216ZM215 212V213H216ZM238 212V211H237ZM241 212V211H240ZM245 212H247L245 210ZM252 212V211H251ZM127 213V212H126ZM184 213V212H183ZM189 214V212H187ZM239 213V212H238ZM243 213V212H242ZM46 214V213H45ZM76 215L79 220H75L73 217H71L72 215ZM177 214V213H176ZM198 214V213H197ZM210 214V213H209ZM217 214V213H216ZM220 214V213H219ZM218 214V215H219ZM233 214V213H232ZM230 214V215H232ZM241 214V213H240ZM163 215V214H162ZM183 215V214H182ZM222 215V214H221ZM227 215V214H226ZM143 216V215H142ZM155 216V215H154ZM160 216V215H159ZM171 216V215H170ZM209 216V215H208ZM228 216V215H227ZM234 216V214H233ZM249 216V215H248ZM39 217V216H38ZM41 217V216H40ZM53 217V216H52ZM58 217V216H57ZM87 217H90L91 219H88ZM114 217V216H112ZM130 217V216H129ZM140 218H142L141 216H139ZM204 217V216H203ZM222 217V216H221ZM229 218H226L227 220H231V217L228 216ZM236 217V215H235ZM262 217V216H261ZM264 217V216H263ZM56 218V217H55ZM82 218V219H81ZM166 218V217H165ZM178 218V217H177ZM189 218V217H188ZM234 218V217H233ZM243 218V217H242ZM257 218V217H256ZM255 218V219H256ZM51 219V218H50ZM80 219L82 220V223L80 224ZM183 219V218H182ZM245 219V218H244ZM258 219V218H257ZM256 219V220H257ZM83 220H87L88 222L84 223ZM173 220V219H172ZM177 220V219H176ZM190 220V219H189ZM207 220V219H205ZM220 220V219H219ZM225 220V219H224ZM234 220V224L235 221L238 219H233ZM241 220V217H240ZM33 221V222H32ZM39 221V220H38ZM41 221V220H40ZM39 221V222H40ZM245 221V220H244ZM248 221V220H247ZM246 221V222H247ZM251 221V220H250ZM254 221V220H253ZM42 223H38L37 227H40L41 231L43 229V225H46V222L41 221ZM123 224H122V223ZM167 222V221H166ZM200 222V221H199ZM202 222V221H201ZM216 222V221H214ZM213 222V223H214ZM237 222V221H236ZM239 222V221H238ZM260 222V220H259ZM259 222H257V225H260ZM53 223V222H52ZM129 223V222H128ZM137 223V222H136ZM196 223V222H195ZM207 223V222H206ZM211 225V220L207 223L208 225ZM212 223V224H213ZM231 223V222H230ZM244 223V222H243ZM251 223H253L251 221ZM251 223L249 222L248 224L251 225ZM54 224V223H53ZM130 224V223H129ZM132 224V223H131ZM186 224V223H185ZM204 224V223H203ZM217 224V223H216ZM229 224V223H228ZM232 224V225H234ZM239 224V223H237ZM247 224V223H246ZM247 224V225H248ZM263 224V223H262ZM262 224L259 227L262 226ZM86 225V227L84 228V226ZM110 225V226H111ZM124 225V226H123ZM141 225V224H140ZM187 225V224H186ZM195 225V224H194ZM192 224V228L190 230L193 229ZM209 225V226H210ZM222 225V224H221ZM244 225V224H242ZM253 227L254 224H252ZM251 225V226H252ZM109 226V225H108ZM136 226V225H135ZM162 226V225H161ZM160 226V228H162ZM215 226V224H214ZM218 226V225H217ZM216 226V228H217ZM223 226V225H222ZM241 226V225H240ZM45 227V226H44ZM48 227V226H47ZM106 227V225H105ZM142 227V226H141ZM158 227V226H157ZM164 227V226H163ZM186 227V226H185ZM188 227V226H187ZM204 227V226H203ZM213 227V225H212ZM243 227V226H242ZM249 227V225H248ZM51 228V226H50ZM168 228V227H167ZM211 228V227H210ZM215 230L216 228L213 227ZM220 228V226H219ZM232 228V226H231ZM251 228V227H249ZM257 228V227H256ZM262 228V227H261ZM51 229H54L51 228ZM82 229V230H81ZM145 229V228H144ZM177 229V228H176ZM179 229V228H178ZM218 229V228H217ZM234 231V227L232 228ZM242 228H240V232ZM253 229V228H252ZM251 229V232H252ZM47 230V229H46ZM143 230V229H142ZM147 230V229H146ZM158 230V229H157ZM160 230V229H159ZM168 230V229H166ZM172 230V229H171ZM187 230V231H186ZM189 228L186 229L185 231L187 232L186 234L190 233L188 232ZM194 230V229H193ZM202 230V228L200 229ZM210 230V229H209ZM214 230V232H215ZM219 230V229H218ZM225 230V228L223 229V231ZM229 229H227L228 232ZM238 230V228H237ZM236 230V231H237ZM247 230V229H246ZM250 229H248L247 231H249ZM256 230V229H253ZM260 230V229H258ZM38 231V230H37ZM161 231V230H160ZM165 231V229H164ZM226 231V230H225ZM235 231V232H236ZM18 232V231H17ZM35 232V231H34ZM140 232V231H139ZM142 232V231H141ZM179 232V231H178ZM182 232V231H180ZM217 232V230H216ZM227 232L225 234V236L227 235ZM234 232V234H235ZM239 232V233H240ZM244 233L246 232L245 229L243 231ZM258 232V231H257ZM261 232V231H260ZM259 232V233H260ZM37 233V232H36ZM36 233H34L36 235ZM57 233V232H56ZM60 233V232H58ZM110 233V232H108ZM138 233V232H137ZM231 233V235L229 234ZM238 233V232H237ZM242 233V232H241ZM240 233V234H241ZM242 233V234H244ZM262 233V232H261ZM24 234V233H23ZM33 234V235H34ZM50 234V233H49ZM53 234V233H52ZM131 234V235H130ZM139 234V233H138ZM152 234V233H151ZM151 234L150 235L151 237ZM163 234V233H162ZM161 233L160 235L163 236ZM175 234V233H174ZM173 234V235H174ZM181 234V233H180ZM195 234V233H194ZM213 234V233H212ZM228 234L230 236H233L232 231L230 229V232H228ZM241 234V235H242ZM250 234V233H249ZM19 235V234H17ZM22 235V234H21ZM32 235V236H33ZM143 235V234H142ZM146 235V236H148ZM156 235L155 233L153 234V236ZM224 235V234H222ZM252 235V233L250 234ZM254 235H256V233H254ZM258 235V233H257ZM57 236V235H56ZM108 236V235H107ZM140 236V235H139ZM153 236L150 238L148 237L147 239H152ZM159 236V234H158ZM166 236H167V232H166ZM164 235V237H166ZM170 236V235H169ZM176 236V234H175ZM181 236V235H180ZM190 236V235H189ZM234 236H239L240 235H234ZM244 236V235H242ZM241 236V238H242ZM22 237V236H21ZM63 237V238H62ZM74 237V236H73ZM154 236V239L155 240ZM168 237V236H167ZM193 237V236H192ZM195 237V235H194ZM198 237V236H197ZM204 237V236H203ZM217 237V235L215 236ZM224 237V236H223ZM235 237V238H236ZM253 237V235H252ZM250 237V238H252ZM18 238V236L16 237ZM38 238V237H37ZM109 238V237H108ZM144 238V237H143ZM211 238L213 239V236H211ZM257 238V237H256ZM12 239V238H11ZM10 239V240H11ZM15 239V238H14ZM69 239H72L69 238ZM111 239V238H110ZM128 239V238H127ZM146 239V237H145ZM170 239V238H169ZM216 239V238H215ZM222 240V236L220 238ZM227 239L228 235H227ZM226 239V240H227ZM232 239V238H231ZM246 239V237H245ZM28 240V239H27ZM32 240V239H31ZM84 240V239H83ZM161 240V238L159 239ZM165 240V239H164ZM168 240V239H167ZM179 240V238H178ZM176 239V241H178ZM187 240V239H186ZM193 240H195L193 238ZM200 240V239H199ZM206 240V239H205ZM211 240V239H210ZM219 240V239H218ZM218 240L216 242H218ZM234 240V239H233ZM236 240V239H235ZM240 240V239H239ZM244 240V239H242ZM248 240V239H247ZM246 240V241H247ZM251 240V239H250ZM249 240V241H250ZM253 240V238H252ZM257 241V239H255ZM50 241V240H49ZM78 241H76L78 243ZM128 241V240H127ZM134 241L135 238H131L130 239V245L135 243ZM140 241V240H139ZM151 241V240H149ZM163 241V240H162ZM171 241V239H170ZM169 241V242H170ZM198 241V240H197ZM213 241V240H212ZM215 241V240H214ZM224 241V239H223ZM229 241V240H228ZM245 241V242H246ZM259 241V238H258ZM261 241V240H260ZM264 241V239H263ZM15 242V241H14ZM70 242V241H69ZM75 242V241H74ZM133 242V243H132ZM138 242V241H137ZM154 242V241H153ZM153 242H151L153 244ZM168 241H166L167 243ZM172 242V241H171ZM170 242V243H171ZM179 242V241H178ZM175 242V245L176 243ZM185 242V241H184ZM199 242V241H198ZM205 242V241H203ZM226 242V241H224ZM232 242V241H229ZM234 242V241H233ZM255 243V241H253ZM22 243V242H21ZM26 243V241H25ZM34 243V242H33ZM51 244H53L52 242H50ZM81 243V242H80ZM92 243V242H91ZM104 243V242H103ZM102 243V244H103ZM156 243V242H155ZM154 243V244H155ZM169 243V244H170ZM174 243V242H172ZM171 243V245H172ZM211 243V242H210ZM215 243V242H214ZM228 242H226L227 245ZM244 243V242H243ZM259 243V242H258ZM264 243V242H263ZM7 244V243H4ZM51 244H47L46 249H50L52 248ZM65 244V243H64ZM63 244V246H64ZM95 244V243H94ZM97 244V243H96ZM142 244V243H141ZM153 244V245H154ZM163 244V242L161 243ZM165 244V243H164ZM183 245V243H181ZM179 244V245H181ZM209 244V243H208ZM222 244V242H221ZM224 244V243H223ZM231 244V243H230ZM233 244V243H232ZM231 244V245H232ZM251 244V243H250ZM253 244V243H252ZM262 244V243H261ZM3 245V244H2ZM14 245V244H13ZM17 245V244H16ZM32 245V243H31ZM37 245V244H36ZM41 245V244H40ZM68 245V244H67ZM85 245V242H84ZM106 245H110L111 246V242L107 243ZM134 245V244H133ZM140 245V244H139ZM145 245V244H144ZM157 244H155L156 246ZM160 245V244H159ZM166 245V244H165ZM164 245V246H165ZM168 245V243H167ZM174 245V246H175ZM178 245V244H177ZM177 245L175 247H177ZM178 245V247H179ZM181 245V247H182ZM185 245V244H184ZM218 245H220L218 243ZM225 245V246H226ZM234 245V244H233ZM230 246L234 247V246ZM242 245V244H241ZM254 245V244H253ZM33 246V245H32ZM62 249H66L69 247H63ZM77 246V245H76ZM80 246V245H79ZM99 246V245H98ZM103 246V245H101ZM107 246V247H108ZM163 246V245H162ZM199 246V245H198ZM197 246V247H198ZM223 246V245H221ZM224 246V248H225ZM228 246V245H227ZM4 247V246H3ZM56 247V248H57ZM73 247V246H72ZM105 247V245H104ZM106 247V249H107ZM141 247H143L141 245ZM158 248V245L156 246ZM166 247V246H165ZM169 247V246H167ZM172 247V246H171ZM175 247H173V249H175ZM177 247V248H178ZM180 247V248H181ZM187 247V246H184ZM191 247V246H190ZM259 247V246H258ZM261 247V246H260ZM259 247V250H260ZM1 248V247H0ZM19 248V247H18ZM55 249V247H53ZM79 248V247H78ZM83 248V247H81ZM85 248L89 251L88 248H90L89 246ZM92 248V247H91ZM109 249H107L108 251L110 250V247H108ZM112 248V246H111ZM130 248V247H129ZM176 248V249H177ZM195 248V247H194ZM193 248V249H194ZM199 248V247H198ZM195 249L196 250H198ZM223 247H221L222 250ZM250 248V246H249ZM254 249V247H252ZM4 249V248H1ZM53 249V250H54ZM73 249V248H72ZM93 249V248H92ZM105 249V248H104ZM114 248H112L113 250ZM133 249V248H132ZM170 249V248H169ZM175 249V252H176ZM185 249V248H184ZM192 249V248H191ZM189 248V250H191ZM192 249V250H193ZM200 249V248H199ZM227 251V247L225 248ZM247 249V247H246ZM251 249V250H253ZM258 250V248H256ZM263 249V248H262ZM261 249V250H262ZM13 250V249H12ZM40 250V249H39ZM58 250V249H57ZM56 249L54 251H57ZM60 250V249H59ZM70 250V249H69ZM83 250V249H82ZM86 250V253H87ZM102 250V249H100ZM110 250V251H112ZM115 250V249H114ZM131 250V249H130ZM140 250V248H139ZM178 250V249H177ZM181 250L183 251V249L181 248ZM186 250V249H185ZM202 250V249H201ZM208 250V249H207ZM231 251V249H228ZM249 249H247V251L245 253L248 252ZM260 250V251H261ZM3 252L5 250H2ZM0 250V252H2ZM33 251V250H32ZM63 251V250H62ZM74 251V250H73ZM92 251V250H91ZM94 251V250H93ZM107 251V252H108ZM163 251V250H162ZM166 251V248H165ZM181 251V253H182ZM210 251V250H209ZM250 251V250H249ZM8 252V251H7ZM14 252V250H13ZM12 252V253H13ZM36 252V251H35ZM34 252V253H35ZM39 252V251H38ZM53 252V251H51ZM68 252V251H67ZM104 252V250H103ZM148 252V251H147ZM169 252V251H168ZM194 252V250H193ZM200 251L198 250V253ZM221 252V251H220ZM55 253V252H54ZM72 253V252H71ZM84 253V252H83ZM89 253V252H88ZM87 253V254H88ZM119 253V252H118ZM128 253V252H127ZM145 253V252H144ZM173 253V252H172ZM181 253H179L181 255ZM222 253V252H221ZM234 253V252H233ZM232 253V254H233ZM264 253V252H262ZM7 254V253H4ZM11 254V253H10ZM52 255V253H50ZM112 254V253H111ZM110 254V255H111ZM153 254V253H152ZM174 254V253H173ZM193 254L195 256V252L192 253V251H187L185 253H183L182 255L185 256L186 259H188V263L189 260H191L193 258ZM202 255L205 254L202 252ZM231 254V253H229ZM228 254V255H229ZM258 254V253H257ZM8 255V254H7ZM13 255V254H12ZM34 255V254H33ZM38 255H40V253H38ZM37 255V256H38ZM42 255V254H41ZM57 255V252H56ZM85 255V254H84ZM89 255V254H88ZM92 255V254H91ZM89 256L88 259L90 257H94L95 254H93L94 256ZM100 253L97 255L99 256ZM109 255V253H108ZM116 253L113 255L115 256ZM130 255V254H129ZM136 255V254H135ZM143 255V254H142ZM147 254H144V256H146ZM219 255V254H218ZM245 255V254H244ZM243 255V257H245ZM247 255V254H246ZM260 254H258L259 256ZM4 256V255H3ZM6 256V255H5ZM36 256V257H37ZM67 257V255H65ZM101 256V255H100ZM118 256V255H117ZM116 256V257H117ZM122 256V255H121ZM133 256V255H132ZM171 256V255H170ZM208 256H210V254H208ZM257 256V257H258ZM8 258V256H6ZM5 257V258H6ZM35 257V259H36ZM41 256L38 257V259H40ZM44 257V256H43ZM53 257V256H51ZM50 257V259H52ZM78 257V255H77ZM96 257V256H95ZM115 257V258H116ZM126 257V256H125ZM149 257V256H148ZM155 257V256H154ZM180 257V256H178ZM178 257L176 256L175 259H178ZM182 257V256H181ZM205 257V256H204ZM203 257V258H204ZM242 257V259H243ZM264 257V256H263ZM3 258V257H2ZM45 258V257H44ZM55 258V257H54ZM75 257H73L74 259ZM129 258H131L129 256ZM135 258V259H134ZM166 258V257H165ZM212 258V257H211ZM237 258V257H236ZM260 258V256H259ZM32 260H34V257L31 258ZM42 259V257H41ZM40 259V261H41ZM72 259V257H71ZM86 259V258H84ZM92 259V258H91ZM95 258H93L92 260H94ZM127 259V258H126ZM156 259V258H155ZM180 259V258H179ZM181 258L176 264H179L180 261H183L185 259ZM195 259V258H193ZM209 259V257H208ZM229 259V258H228ZM245 259V258H244ZM6 260V259H5ZM24 259H21V261H23ZM28 260V259H27ZM45 260V259H44ZM63 260V259H62ZM60 260V261H62ZM68 260V257H67ZM66 260V261H67ZM83 260V259H82ZM105 260V262L109 264L110 261L106 260L104 257H101L100 259L97 258V260L93 261V264H105L103 261ZM111 260V259H109ZM124 260V258H123ZM133 260L136 262V260H138V258L136 259V256H133ZM142 260V259H141ZM157 260V259H156ZM163 260V259H162ZM170 260V259H169ZM206 260V259H205ZM217 260V259H216ZM226 260V259H225ZM236 260H241V258H237ZM3 262L1 264H4V260H2ZM7 261V260H6ZM18 261V260H17ZM20 261V262H21ZM25 261V260H24ZM23 261V262H24ZM29 261V260H28ZM76 261V260H75ZM80 261V260H79ZM84 261V260H83ZM91 261V260H90ZM122 261V260H121ZM128 261V260H127ZM131 261V260H130ZM196 261V259H195ZM230 261V259H229ZM237 261V262H238ZM243 261V260H242ZM246 261V259H245ZM14 262V260L12 261ZM33 262V261H32ZM31 262V263H32ZM35 262V260H34ZM38 262V261H37ZM65 262V261H64ZM69 262V261H68ZM67 262V263H68ZM74 262V260L72 261ZM89 262V261H86ZM92 262V261H91ZM90 262V263H91ZM132 262V261H131ZM139 262V261H138ZM185 262V261H184ZM209 262V261H208ZM215 262V261H214ZM218 262V261H217ZM235 262V261H234ZM241 262V261H240ZM7 263V262H6ZM18 263V262H17ZM46 263V262H45ZM60 263V262H58ZM63 263V262H62ZM79 263V262H78ZM170 264V262H168ZM205 263V262H204ZM245 262H243L244 264ZM9 264V263H8ZM27 264V263H26ZM41 264V263H40ZM43 264V263H42ZM51 264V262H50ZM72 264V263H70ZM77 264V263H76ZM80 264V263H79ZM85 264V263H84ZM112 264V262H111ZM126 264V263H125ZM147 264V263H146ZM181 264V263H180ZM185 264V263H184ZM187 264V263H186ZM190 264V263H189ZM194 264V263H193ZM206 264V263H205ZM227 264V263H225Z\"/></svg>",
  "mask_w": 264,
  "mask_h": 264
},
{
  "label": "rangeland",
  "instance_id": "374dc122",
  "mask_svg": "<svg viewBox=\"0 0 264 264\" xmlns=\"http://www.w3.org/2000/svg\"><path fill=\"white\" fill-rule=\"evenodd\" d=\"M63 1V2H62ZM66 1H67V4H66ZM85 1H87V0H47V3L49 4V5H51V10L49 9V11H42V13H40L37 17H36V20L35 21H33V22H31V23H29L28 24V28L26 27L25 28V31H21V30H19L18 28H16V27H14V26H10V33L9 34H4V36L2 37V41L5 43V44H9L11 41H13V42H15V41H20V40H27V38H28V41L29 42H32L33 40H41L42 39V37H43V35L46 33V34H51V36H50V41H49V44L51 45V47H46V49H45V51L43 52V54H42V56L44 57V58H49V57H52V56H54V55H59L60 53H62V52H66L67 51V49H68V51H70V49H71V47L68 45V42L70 41V39H68V38H66V39H64L61 35H59V36H57V34L55 33L56 32V30H57V32L59 31V30H61V29H63V28H68L67 26H70V24L72 23V21H71V19L68 17V15L66 14L65 15V12H63L60 8L59 9H56V5L57 4H64V5H66V7L68 8V9H70L69 7H71V8H75L76 10H80V11H82V12H84V14H85V17L87 18V20H89L90 22L88 23V28H87V31H88V33H87V36L85 37V36H83L82 35V40L80 41V42H76L77 44L73 47V49H77V50H74V52L76 53H74L76 56H79V58L80 59H83V62L81 63V66L80 67H78V69L76 70V72H75V78H81L82 80H84L86 83H85V85L88 87V89H86V91L84 92V93H82V95H81V97L82 98H85V100L88 98V96L89 95H91L92 94V92H98V91H101V90H104L105 88L104 87H101L100 85H99V87H98V84L99 83H101L102 82V80L104 81L108 76H109V72H112V71H110V69L111 68H113V65H114V57H116L117 55H115L114 54V51H116V53H120V51H122V53L124 54V53H126L127 52V58L130 56H133L136 60H138L139 61V63H138V65H136V67L138 68V66L139 67H144V65L145 64H147V66H150L151 65V67L150 68H148L147 70H146V72H145V75L144 76H147L148 78H149V81H150V83L149 84H151V86L153 87V90H154V93H155V96H156V104H157V107H158V110H159V108L160 107H162L161 109L162 110H159L158 111V113H157V115H156V117H154V119L153 120H157L159 117H170L171 119H170V121L174 124V125H176L177 123L179 124V125H176V126H174L173 124V126L174 127H168V134L166 135V136H164L163 138H156V139H153L152 140V149L156 152V158H155V160H156V165H155V167H154V169H153V172H152V176H151V174H150V178L152 179V180H154L153 182L156 184V186H157V191H158V195H159V197L161 198V201H160V203L158 202V204L161 206V207H159L160 208V212H161V214L159 213V215H158V212H156L151 218H148L145 214H142L141 212H139V211H137L135 208L134 209H132L129 205H128V202H125V203H123L122 205H121V212H122V214H124V216H126V218L128 219V220H125L126 222H124L125 223V226L127 227V228H131V231H132V235L129 237H127L126 238V240L124 241V243H122V245H117L116 246V244H114V242L116 241V240H114V239H117L118 238V236H116V232H115V230L112 228V225H111V223H109L110 222V220L113 218V219H117L118 218V214L119 213H117V211H116V209H114V210H112V211H109V209H107V208H105V211L107 212L106 214H108L107 215V218H109L108 220V222H105V224H100L99 226L101 227V228H103V230L105 231V234L104 235H98L94 240L95 241H91V240H93V238H91V235H89V237L88 238H86V237H84L81 241H78V240H76V237H75V234H73V233H71V232H69V233H67V235H65V237L62 239V241H61V243L59 244V246L60 247H57L58 245H55V240H56V238H60L61 236H63V234L61 233V229H60V227L62 226V220H61V215L58 213V212H56V210L55 209H52V206H50V204H48L47 206H43V204L44 203H37V206L35 207V209H34V211H33V213L30 215V218L33 220V221H37V223L35 224L36 225V228H37V230H31V229H26L25 228V230H24V227H17V229L15 230V232H14V234L12 235V239L10 240H6L4 243H7V244H4V243H2V244H0V247L1 248H4V249H1L0 248V250L2 251V250H5L4 252L2 251V252H0V262L2 263L3 261L2 260H4V264H50V262H51V264H70V263H72V264H93V261H95V260H97V258L98 259H100L101 257H104L106 260H108V261H110L109 262V264H111V262H112V264H169L168 262H170V264H176V263H178V262H175V260L176 261H179L181 258H183V259H185V260H183V261H180L179 262V264L181 263V264H225V263H227V264H243V262H245L244 264H264V253H262V252H264V241H263V239H264V199L262 198V197H264V193H263V191H264V181H262V179H264V178H262V177H264V176H262V174L264 173V147H262V146H264V130L262 129V125H264V120H261V121H257V123H253L254 121H252V123L251 122H249L248 120H246V119H244L245 117H243V119H241L240 117H238V115H236V113H235V111H234V106L238 103V102H236L235 103V101L236 100H238V96H237V92L236 93H234L233 92V90H231L230 88H225V86H228V87H232V86H236V87H238L242 82H241V79L240 78H238L235 74H233V72L229 69L228 70V73H227V69H228V65H225V64H223V65H214V59H213V57H212V55H214V53H212V52H210V50H206L205 48L204 49H202V47L204 46L202 43H200V42H198L197 40L199 39V35L200 34H206V33H208L209 32V29H211L213 26H212V24H211V22H206L205 20H209V21H212V22H214V21H217L218 23H220V22H222L221 20H227V19H230V17L229 16H232V14H231V12H230V6H228V4L226 3L225 4V2H224V4L222 3V1H220L221 3H219V1L218 0H197L198 2H195L196 0H191V1H189V0H184L185 2H183V5L182 6H180L179 4H177V1L176 2H174V3H172V4H170V5H161L160 7H158V8H155L156 10H154V12H143L142 10H140L139 9V7H138V5H137V0H88L87 2H85ZM119 1V2H118ZM133 1V2H132ZM196 3V4H198V5H200L201 3L203 4H201L202 5V11L200 10V15H198V14H196V13H198L199 12V10H198V12H196V10L194 11V12H196L195 13V15H193V11H192V8H194L195 9V7H197V6H195L193 3L194 2ZM213 1H215V2H213ZM118 2V3H117ZM121 2V3H120ZM127 2V3H126ZM192 4H191V3ZM211 4V3H213L211 6H213L214 5V7H212L211 9L209 8V4ZM218 3V4H217ZM71 4V5H70ZM74 4V5H73ZM120 4V5H119ZM115 5L117 6V7H115ZM191 5V6H190ZM204 5H207V6H205L204 7ZM115 8H114V7ZM171 6V7H170ZM172 6H173V8H172ZM210 6V7H211ZM226 6H228V7H226ZM119 7H120V9H119ZM131 7V8H130ZM133 7H134V9H133ZM108 8V9H107ZM114 8V9H113ZM172 8V9H171ZM185 8V9H184ZM209 8V9H208ZM119 9V10H118ZM123 9V10H122ZM129 9V10H128ZM132 9V10H131ZM136 9V10H135ZM191 9V10H190ZM214 9V11H213V13L211 12L212 10ZM228 9V10H227ZM164 10V11H163ZM170 10V11H169ZM184 10V11H183ZM185 10H189L190 11V14H187L186 12H185ZM207 10V12H205ZM211 10V11H210ZM216 10V11H215ZM123 11V12H122ZM162 11V12H161ZM167 11V13H165ZM204 11V12H203ZM208 11H209V13H208ZM228 11V12H227ZM255 11V10H254ZM53 12V13H52ZM64 13V14H61V13ZM117 12V13H116ZM138 12V13H137ZM174 12V13H173ZM182 12L184 13V14H182ZM202 12V13H201ZM216 12V13H215ZM258 12V13H257ZM92 13V14H91ZM130 13V14H129ZM212 13V14H211ZM220 15H219V14ZM227 13V14H226ZM255 13L256 14H254L256 17H254L253 16V18L251 17L250 19L251 20H249L248 22L249 23H254V21L256 22L255 24H257V23H261L262 22V20L264 19V10L260 7H256V11H255ZM166 14V15H165ZM178 14H180V16H178ZM187 14V15H186ZM193 16H192V15ZM201 14H203V15H205V16H202ZM208 14V15H207ZM210 14V15H209ZM115 15V16H114ZM120 15H122V16H120ZM161 15H163V16H161ZM186 17H185V16ZM189 15L190 16H192V20L190 21V19H191V17H189ZM217 15V16H216ZM104 16H107V17H104ZM120 16V17H119ZM158 16V18H155V17H157ZM169 16V17H168ZM176 16V17H175ZM190 18H188V17ZM195 16V17H194ZM200 16V17H199ZM213 16V17H212ZM51 17V18H50ZM65 17V18H64ZM67 17V18H66ZM125 17V18H124ZM215 17H217V18H215ZM218 17H219V19H220V22L218 21L219 19H218ZM224 17H226V18H224ZM39 18V19H38ZM145 18V19H144ZM150 18V19H149ZM175 18V19H174ZM193 18H195V19H193ZM210 18V19H209ZM213 18V19H212ZM215 18V19H214ZM66 19V20H65ZM98 19V20H97ZM134 19V20H133ZM171 19V20H170ZM187 19V20H186ZM189 19V20H188ZM58 20V21H57ZM94 20V21H93ZM105 20V21H104ZM122 20V21H121ZM165 20L166 21H168L169 20V22L170 21H172L173 20V22H170L171 24H173L172 26H171V24H169V22L167 23V22H165ZM207 20V21H208ZM70 21V22H69ZM129 21V22H128ZM157 21H160V23L158 24V22ZM185 21H190L189 23L187 22L186 24H184V22ZM261 21V22H260ZM264 21V20H263ZM119 22V23H118ZM135 22V23H134ZM140 22V23H139ZM152 22V24H150V26H149V24L148 23H151ZM161 22H163V23H161ZM204 22H205V24H204ZM35 23H38V24H35ZM42 23V24H41ZM59 23V24H58ZM99 25H98V24ZM154 23H156V24H154ZM166 23V24H165ZM180 25H179V24ZM210 23V25H211V28L210 27H208L207 28V25ZM97 24V25H96ZM125 24V25H124ZM133 24V25H132ZM136 24H138V26L136 25ZM158 24V25H157ZM161 24V25H160ZM175 24H178V25H175ZM187 24H188V26H187ZM190 24V25H189ZM201 24V26L202 27H200V26H198V25H200ZM203 24L204 25H206V26H203ZM140 25V26H139ZM184 25V26H183ZM185 25L188 27V28H186L185 27ZM210 25H208V26H210ZM55 26V27H54ZM135 26H137V27H135ZM148 26V27H147ZM155 26V27H154ZM158 26V27H157ZM170 26L172 27V28H170ZM176 26V27H175ZM178 26H180V27H182V28H179ZM192 26V27H191ZM199 27V28H196V27ZM216 26H218V25H216ZM220 26V27H219ZM219 26L217 27V40L220 38V36H221V38L222 39H224V41L226 40L227 42H224L221 38H220V40H218L221 44L224 42V44L226 45H229V48H228V46H225V47H227L228 48V50L226 49V48H224V49H226V51L230 54V53H232V48H234L236 45V39H235V35H233L234 33H233V31H230L231 30V28L229 27V26H226L225 28L223 27V26H221V24H219ZM106 28V32H107V36H108V38L111 40V41H113V43H114V46H113V48H111V49H108V51L106 50V51H104L105 50V48L107 49L108 47H109V44H103L100 40H99V38L97 37V36H95V35H93V32H94V30L96 29V28ZM123 27H125V28H123ZM128 27H130V28H128ZM144 27V28H143ZM146 27V28H145ZM150 27V28H149ZM162 27V29L163 30H161L160 28ZM164 27V28H163ZM167 27V28H166ZM170 29H169V28ZM229 29H228V28ZM42 28V29H41ZM141 28V29H140ZM155 28H157V29H155ZM159 28V29H158ZM175 28V29H174ZM203 29V32L201 31L202 29ZM220 28V29H219ZM223 28V31H221V29ZM37 29V30H36ZM45 31H44V30ZM46 29L48 30L47 32H46ZM50 29H52V30H50ZM117 29V30H116ZM129 29V31H127ZM149 29H151V30H153L154 31V29H155V31H159V32H157V33H153V31H151V30H149ZM164 29H166V30H164ZM169 29V30H168ZM172 29H174V30H172ZM179 29V30H178ZM184 29V30H183ZM189 29V30H188ZM196 29V30H195ZM200 29V30H199ZM206 29H208V32L206 31ZM17 30V31H16ZM33 30H35V31H33ZM50 30V31H49ZM55 30V31H54ZM112 30V31H111ZM114 30V31H113ZM161 30V31H160ZM172 30V31H171ZM182 30V31H181ZM193 30H195V31H193ZM197 30H199V31H197ZM212 30V29H211ZM210 30V31H211ZM259 29H257V27H250V28H245V31L243 32H241L240 34L243 36V34L245 33V34H248L249 33V35H258L259 34V31H258ZM37 32V33H39V34H37V33H30L29 34V32ZM39 31V32H38ZM44 33H43V32ZM53 31H54V34H56V36L53 34ZM76 31H77V28H75V30H73V33L75 32V38H76ZM116 31H121V32H116ZM177 31V32H176ZM183 31H184V33H183ZM190 31V32H189ZM205 31V32H204ZM248 31V32H247ZM171 32V33H170ZM181 32V33H180ZM188 32V33H187ZM198 32V33H197ZM222 32V33H221ZM224 32V33H223ZM228 32H230V33H228ZM251 32V33H250ZM253 32V33H252ZM254 32H256V33H254ZM23 33H25V34H23ZM43 33V34H42ZM90 33V34H89ZM131 33V34H130ZM134 33V34H133ZM188 34V36H187V34ZM191 33V34H190ZM220 33V34H219ZM18 34V35H17ZM40 34H41V36H40ZM135 34H136V36H135ZM163 35V37H162V35ZM177 36H176V35ZM185 35L186 37H184L183 35V37L182 36H179V35ZM197 34V35H196ZM219 34V35H218ZM28 35V36H27ZM35 35V36H34ZM117 35V36H116ZM152 35H155V37L156 38H154ZM160 35V38L158 37V36ZM174 35V36H173ZM234 37H233V36ZM8 36V37H7ZM37 36V37H36ZM39 36H40V39H38L39 38ZM150 36V37H149ZM25 39H24V38ZM30 37V38H29ZM36 37V38H35ZM55 37H56V39H55ZM74 37V36H73ZM89 37V38H88ZM94 37H96V40H94L93 38ZM177 39H176V38ZM179 37H180V39H179ZM182 37V38H181ZM189 37V38H188ZM6 38H8V40L6 39ZM22 38V39H21ZM92 38V39H91ZM137 38H139L138 40H137ZM231 38H234V39H231ZM6 39V40H5ZM15 41H14V40ZM85 39V40H84ZM90 39V40H89ZM154 39V40H153ZM172 39L174 40V42H176V43H174L173 41H172ZM195 39V40H194ZM231 39V41H229ZM88 40V42H86ZM149 40V41H148ZM151 40H152V42H151ZM156 40V41H155ZM168 42H167V41ZM177 40V41H176ZM190 40V41H189ZM89 41H91L92 42V44H91V42H89ZM99 41V42H98ZM128 41H130V42H128ZM132 41V42H131ZM180 41V42H179ZM195 41V42H194ZM223 41V42H222ZM55 42H57V43H55ZM122 42V43H121ZM140 42V43H139ZM151 42V43H150ZM158 42H160V44H157ZM163 42V43H162ZM165 42V43H164ZM174 44H173V43ZM191 42H193V43H191ZM229 42H231V43H229ZM232 42H234V43H232ZM55 43V45H58V47L57 46H55V45H53ZM82 43V44H81ZM89 43V44H88ZM96 43V44H95ZM120 43H121V46H120ZM153 43V44H152ZM169 43V44H168ZM194 43H196V47L194 46ZM48 44V45H49ZM85 46H84V45ZM118 44V45H117ZM126 44V45H125ZM167 44V45H166ZM173 44V45H172ZM192 44V45H191ZM200 44V45H199ZM89 45V46H88ZM92 45V46H91ZM96 45H98L97 47H96ZM199 45V46H198ZM232 45V46H231ZM94 46V47H93ZM99 46H100V48H99ZM202 46V47H201ZM53 47V48H52ZM54 47H55V49H54ZM64 49H63V48ZM93 47V48H92ZM194 47V48H193ZM200 47V48H199ZM96 48V49H95ZM99 48V49H98ZM126 48V49H125ZM49 49H51V50H49ZM62 49V50H61ZM66 49V50H65ZM79 49V50H78ZM91 49V50H90ZM96 51H95V50ZM123 49V50H122ZM130 49H131V51H130ZM132 49H133V51H132ZM144 49V50H143ZM178 49V50H177ZM196 49H200V50H197L196 51ZM55 50V51H54ZM90 50V51H89ZM99 50H101V51H104V52H101V51H99ZM183 50V51H182ZM50 51V52H49ZM61 51V52H60ZM78 51H81V52H78ZM89 51V52H88ZM144 51H146V52H144ZM60 52V53H59ZM85 52V53H84ZM92 52V53H91ZM101 52V53H100ZM109 52V53H108ZM195 52V53H194ZM199 52V53H198ZM207 52H209V53H212L211 54V59H210V62H209V64H208V62H206V61H208L209 60V53H207ZM100 53V54H99ZM105 55H104V54ZM155 53V54H154ZM159 53V54H158ZM181 53V54H180ZM191 53V54H190ZM201 53H204V54H201ZM53 54V55H52ZM103 56H102V55ZM198 54L200 55V56H198ZM208 54V55H207ZM91 55H93V56H91ZM97 55H99L98 57H97ZM111 55V56H110ZM135 55V56H134ZM155 55V57L158 55V58H156V60H155V58L154 57H152V56H154ZM166 55L167 56H169V57H166ZM189 55V56H188ZM192 55V56H191ZM195 55V56H194ZM197 55V56H196ZM176 56V57H175ZM188 56V57H187ZM194 56V57H193ZM201 56H203L204 58L206 57V59H204L203 57L201 58ZM98 58V59H93V58ZM111 57V58H110ZM164 59V60H160V59H162V58ZM172 57V58H171ZM186 57V58H185ZM190 57V58H189ZM197 57V58H196ZM199 57L201 58L200 60H198L199 59ZM103 58V59H102ZM108 58V59H107ZM147 58V59H146ZM148 58H149V60H148ZM189 59V60H191V65H195V66H197V68L199 67V75H197V78H200L199 80L201 81L202 80V82L206 85L205 86V88L207 89V93L208 94H213V95H215L216 96V98L218 99L219 98V100H220V97L222 96V94H224L223 95V97H222V99L223 100H220L219 102L221 103V106L225 109L226 107V110H224V109H221L219 112H218V114H217V117H218V120H217V123L216 124H214L213 126H212V130H210V132H211V134H212V137L214 138H217V136H218V138L217 139H215L214 140V142H212L213 144H208V143H206V145L204 144V142L202 143L201 141V143L200 142H198V144H200V145H198L197 144V148H198V150H200L201 149V151H199V152H201V154H200V156H198L197 158H196V160H195V158H194V156H193V153H194V151L190 148V144H189V142H188V138L186 137L185 139H183V138H177L178 137V130L179 129H177V126H179V128H181L182 126H180V124H183L181 121H184V125H186L187 126V121L186 120H184V118H186V117H189L190 115L187 113L186 114V112H184L185 110L184 109H182L183 108V103H181V101H183L182 99H180V97H178V96H175V94L174 93H172L171 92V94L170 93H168V92H166V91H168V89H169V87H170V85L168 84V81L166 80V79H164V78H166V76H171L175 71H177V68H179V66H180V64H179V62H180V60L181 59ZM196 58V59H195ZM255 58H257V56L256 55H252L251 56V58H250V60H252L253 62L254 61H257L258 59H256L255 60ZM139 59H142V60H139ZM176 61V63L175 64H177L178 63V66H176L175 64H173L175 61ZM88 61V60H90V62L92 61H94L95 60V62H91V64L90 65H88L87 64V62L86 61ZM108 60H109V62H108ZM112 60V61H111ZM160 60V61H159ZM166 60H171V61H166ZM202 60V61H201ZM148 61V62H147ZM159 61V62H158ZM169 63L170 65L169 66H167L168 64L166 63ZM172 61H174V62H172ZM199 61V62H198ZM263 61H264V59H263ZM113 62V63H112ZM159 63V64H157L159 67V71L157 70V73H156V70L154 69V67H155V64L156 63ZM171 62H172V64L174 65H171ZM203 62H205V63H203ZM193 63V64H192ZM196 63V64H195ZM261 62H259V64H260ZM264 63V62H263ZM99 64V65H98ZM113 64V65H112ZM206 64V65H205ZM211 64V65H210ZM87 65V66H86ZM112 65V66H111ZM156 65V66H157ZM164 65H166V66H164ZM199 65V66H198ZM209 65L212 67V68H214L215 67V69H212L211 67L209 68ZM264 65V64H263ZM85 66L87 67V68H85ZM146 66V65H145ZM154 66V67H153ZM161 66H162V68H161ZM163 66L164 67H166V68H169L168 69V71H167V69L165 68V69H163ZM204 66V67H203ZM208 66V67H207ZM172 67H174V68H172ZM223 67V68H222ZM135 68V67H134ZM153 68V69H152ZM226 69V70H225ZM162 70H164V71H162ZM175 70V71H174ZM212 70H216V71H214L215 73L214 74H212L211 72H212ZM221 70V71H220ZM225 72H224V71ZM97 71V72H96ZM153 71V72H152ZM223 71V72H222ZM255 71H258V70H254L253 71V75H254V77H253V80H256L255 82H258V81H260L261 80V77L259 76H257L256 75V73H255ZM160 72V73H159ZM171 72H173V73H171ZM90 73V74H89ZM105 73V74H104ZM107 73V74H106ZM200 73H201V75H200ZM208 74V76H207V74ZM222 73H224V74H222ZM226 73V74H225ZM255 73V74H254ZM258 73V72H257ZM211 74V75H210ZM216 74H218V75H216ZM114 75V74H113ZM161 75V76H160ZM222 75H224V77H222ZM150 76V77H149ZM199 76H204V80H206V81H203V79H201V77H199ZM209 76H211V78H212V80H213V78H214V81H212V80H210V84H208L209 82ZM231 77H233V78H231ZM237 77V78H236ZM258 77V78H257ZM206 78H208V80L206 79ZM256 78V79H255ZM260 78V79H259ZM80 79V80H81ZM88 79H90V80H88ZM231 79H232V81H231ZM97 80V81H96ZM216 80V81H215ZM228 80H229V83H228ZM258 80V81H257ZM223 81V82H222ZM231 81V82H230ZM165 82V83H164ZM207 82V83H206ZM223 83V84H227L228 83V85H225L224 86V88H221V85L223 86V84H218V83ZM176 83V82H175ZM213 83V84H212ZM216 83H217V85H216ZM233 83V84H232ZM237 83H240V84H238L237 85ZM166 84H168V86L166 85ZM177 84H179V87L177 86V93H183V92H181L182 90H183V88H182V86L184 85V83H183V85H181L180 83H176V85ZM214 84L216 85V86H214ZM91 85V86H90ZM166 85V86H165ZM175 85V86H176ZM231 85V86H230ZM242 85V84H241ZM219 86V87H218ZM164 87H165V89H164ZM180 87L182 88V89H180ZM241 87V86H240ZM101 88V89H100ZM104 88V89H103ZM212 88V89H211ZM239 88V87H238ZM151 89V88H150ZM213 89H215V90H213ZM224 89V90H223ZM226 89H229V91L228 90H226ZM232 89H234V87H232ZM21 90H22V92H21ZM95 90V91H94ZM165 90V91H164ZM234 90H236V88L234 89ZM156 91H157V93H156ZM160 91V92H159ZM204 91V90H203ZM197 91V90H195V93H194V95H196L197 96V94H198V96H200V94L202 93V94H204L205 96H204V98L205 97H207L208 96V94L204 91ZM214 91V92H213ZM216 91V92H215ZM159 92V93H158ZM166 92V93H165ZM31 91H28V90H25V89H17L16 90V93L13 95V96H9L6 92H2V93H0V98H2V99H0V113H1V115H0V121L3 119V118H5V114L6 113H8V110H9V108L12 106V105H14V104H17V105H19V104H27V103H31V102H33V100H34V95H33V93H31ZM86 93V94H85ZM163 93H164V95H163ZM220 93V94H219ZM2 94V95H1ZM5 94V95H4ZM53 94L54 93H49V94H47V96H46V98L44 99V103L46 104V105H51V104H53L54 102H56L57 100H59V97H58V95L56 96V94H54V96H53ZM158 94V95H157ZM217 94V95H216ZM220 96H219V95ZM228 94H230L229 95V97L227 96ZM25 95H30V97H28L27 98V96H25ZM168 95V97H166V96ZM212 95V96H213ZM23 96H25L24 98H23ZM183 96H184V94H183ZM196 96H193V97H188L187 98V103L189 104V101H190V103H192L193 101H195V100H197V99H195L196 98ZM197 96V98H199ZM11 97V98H10ZM57 97V98H56ZM171 99H170V98ZM227 97H228V99H227ZM7 98V100H5ZM27 98V99H26ZM175 98L177 99V100H175ZM192 98V99H191ZM237 98V99H236ZM11 99V100H10ZM31 99V100H30ZM189 99V100H188ZM195 99V100H194ZM225 99V100H224ZM2 100V101H1ZM4 100V101H3ZM15 100V101H14ZM22 100V101H21ZM179 100H181V101H179ZM229 100V101H228ZM27 101V102H26ZM192 101V102H191ZM224 101V102H223ZM229 103H228V102ZM177 102H178V104H177ZM227 102V103H226ZM174 103H175V105H174ZM171 104V105H170ZM180 104H181V106L182 107H180ZM223 104V105H222ZM229 104V105H228ZM231 104V105H230ZM10 105V106H9ZM179 105V106H178ZM165 106H166V108H167V110H166V108H165ZM167 106H169V107H167ZM170 106H175V107H173V111L171 110V108H170ZM187 107V106H186ZM176 108H179V109H176ZM3 109V110H2ZM8 109V110H7ZM180 109H181V113H180ZM5 110V111H4ZM30 110L32 111L31 112V114H30ZM179 110V111H178ZM189 111H190V109H188ZM169 111V112H168ZM232 111V112H231ZM25 112H26V116L28 117V118H30L31 120L32 119H34V118H36L37 117V113L35 112V110L34 109H31V108H28V109H26L25 110ZM29 112V113H28ZM171 112V113H170ZM179 112V113H178ZM227 112V113H226ZM230 112H231V114H230ZM167 113V114H166ZM185 113V115H183ZM225 113V114H224ZM230 115H229V114ZM169 114L170 115H177V114H179L178 116H177V118L174 116V118H172V116H169ZM227 114H228V116L229 117H227ZM115 115H116V117H115ZM183 115V116H182ZM223 115H225L226 116V118H229V120L228 119H226V118H222L221 116H223ZM231 115H232V117H231ZM234 115V116H233ZM34 116V117H33ZM36 116V117H35ZM219 116L221 117L220 119H222V121H224V122H222L220 119H219ZM235 116H237V118H238V120L236 119V117ZM115 117V118H114ZM231 117V118H230ZM110 121L108 122V124L111 126L110 128H111V130L113 131L114 130V128H124V127H126V125L128 124V121H127V118H126V116L124 115V114H120L119 112L117 113V112H115V113H112L111 115H110ZM161 118H160V120H161ZM178 118H180V119H178ZM183 118V119H182ZM234 118L237 120H235L236 122H234L233 123V121H234ZM114 119V120H113ZM117 119V120H116ZM163 119V118H162ZM174 119H177V120H175L174 121ZM224 119V120H223ZM231 119H233V121H231ZM239 119H240V121L242 120V122L243 123H238L239 122ZM180 120V121H179ZM244 120V121H243ZM113 121V122H112ZM127 121V122H126ZM231 121V122H230ZM245 121H246V124H247V126H246V124H244L245 123ZM82 122V123H81ZM76 121V123H75V130H76V132H83V131H86V130H88V128H89V130H91V133H90V137H92V138H97V136L98 137H100L103 133H100V132H102L101 130H98V129H93V127L92 126H90L88 123H86L85 121ZM112 122V123H111ZM157 122V121H156ZM263 122V124H261V123ZM111 123V124H110ZM118 123V124H117ZM123 123H124V125H123ZM223 123V124H222ZM225 123H227L226 125H225ZM228 123H230V124H228ZM251 123V125H249L248 126V124H250ZM35 123L34 122H29V124H27L26 126H25V128H27V130H25V128H24V133H28V132H30V130H33L35 127H36V124L34 125ZM80 124V125H79ZM114 124V125H113ZM117 124V125H116ZM188 124H189V121H188ZM234 124V125H233ZM242 124H243V126H242ZM253 124H255L253 127H251ZM32 125L34 126L33 128H32ZM120 125H122V126H120ZM217 125H219V127L217 126ZM79 126V127H78ZM113 126V127H112ZM225 126V127H224ZM242 126V127H241ZM257 126V127H256ZM185 127V126H184ZM184 127H182L179 131H183V128ZM221 127V128H220ZM234 129H233V128ZM259 127H261V128H259ZM32 128V129H31ZM175 128H176V130H175ZM217 128H219V129H217ZM229 128V129H228ZM232 128V129H231ZM258 128V129H257ZM228 129V130H227ZM231 129V130H230ZM237 129V130H236ZM111 130H110V132H111ZM172 130V131H171ZM216 130V131H215ZM220 130H224V131H220ZM230 130V131H229ZM234 130V131H233ZM256 130H258V131H256V133H255V131ZM261 130V131H260ZM27 131V132H26ZM98 131V132H97ZM171 131V132H170ZM174 131H177V132H174ZM181 131V132H182ZM215 131V132H214ZM217 131H219V132H217ZM235 131H236V133H235ZM222 132V133H221ZM259 132V133H258ZM169 133H170V135H169ZM174 133V134H173ZM216 133V134H215ZM223 133L226 135H223ZM234 133V137H237V138H234L233 136H232V134ZM171 134H173V137H172V135ZM175 134H176V137H175ZM228 134V135H227ZM237 134V135H236ZM222 135H223V138H222ZM229 135L232 137H229ZM254 135V136H253ZM173 138V139H171V137ZM252 138H251V137ZM166 137H170V139H167ZM180 137V136H179ZM228 137V138H227ZM254 137V138H253ZM234 139V140H233ZM253 139V140H252ZM156 140V141H155ZM172 140H174V141H172ZM176 140H178L179 142H176L177 144L175 145V141ZM183 140H184V142H183ZM224 140V141H223ZM237 141V144H235L236 143V141ZM250 142H249V141ZM255 140V141H254ZM157 141H159V142H157ZM163 141H168V142H163ZM218 141V142H217ZM227 141H228V144H227ZM251 141H252V143L254 142V144H255V147H254V144H252L251 143ZM256 141H257V143H256ZM263 141V142H262ZM163 142V143H162ZM188 142V143H187ZM216 142V143H215ZM261 142V144H263L261 147H259L261 144H259ZM178 143H180V145L178 144ZM181 143H182V145H181ZM185 143V144H184ZM186 143H187V147H186ZM218 143V144H217ZM241 143V144H240ZM242 143H243V146L245 147L246 145L245 144H247V146L249 145L248 143H250L251 145H249L248 147H249V150L246 148H244L243 146H241L242 145ZM205 145V146H202L201 147V145ZM225 144H227V145H225ZM256 144H259V146L258 145H256ZM155 145V146H154ZM170 145H171V147H170ZM179 145V146H178ZM208 145H212L211 147L209 146L208 147ZM216 145V146H215ZM219 145V148L217 147ZM220 145H222V149L224 148L223 146H225L226 148H224V151L222 150H220L221 148H220ZM174 146H177L176 147V151H170V150H172V148L174 149ZM185 146V147H184ZM237 146V147H236ZM252 146L254 147V148H252ZM256 146L259 148H257L256 149ZM179 147H182V148H179ZM205 148V149H202V148ZM214 147H216L215 149H213ZM228 147V148H227ZM239 147V148H238ZM251 147V148H250ZM162 149V150H160V149ZM167 149V150H165V149ZM179 148V150H177ZM210 148V149H209ZM233 148V149H232ZM242 148H244V149H242ZM213 149V150H212ZM234 149H238L237 151L236 150H234ZM252 149V150H251ZM260 149H261V151H260ZM157 150H159V151H157ZM188 150V151H187ZM207 150H209V152H211V153H209V152H207ZM219 151V153H218V151ZM226 150V151H225ZM234 150V151H233ZM247 150V151H246ZM256 150V152L258 153V150H259V153H258V155H256V152H255V155H254V151ZM43 152L45 151L44 149L42 150ZM41 151V152H42ZM165 151V152H164ZM181 151H183L184 152V154L182 155L183 156V158L184 159H180V158H182L181 157V155H178ZM187 151V152H186ZM191 151V152H190ZM246 151V152H245ZM263 151V152H262ZM122 152V151H121ZM120 151L119 152H117L120 156H118V154L116 153L115 155H117V156H115V155H113L112 157H111V161H113V159H114V163L115 164H117V165H120V166H122V168H121V170H120V172H126V171H128V172H126L125 174H126V176H125V185L126 186H132V185H136L137 184V182H140V180H142L143 179V177L144 176H142V175H140V174H132L134 171H135V169L137 170V171H139L141 168L139 167V162H137V159H135V160H131L132 158H130L129 156H127V158H125L126 156H121V155H125V152H122L121 153ZM171 152V153H170ZM177 152V153H176ZM188 152H190V153H188ZM204 152V153H203ZM235 152V153H234ZM253 152V154H251ZM163 153V154H162ZM167 153V154H166ZM169 153H170V155H169ZM174 153H175V155H174ZM215 153V154H214ZM217 153H218V155H217ZM248 153H249V155L250 156H248ZM18 154H19V156H18ZM166 154V155H165ZM207 154H210V155H207ZM214 154V155H213ZM263 154V155H262ZM176 155H178V156H176ZM184 155L187 157H184ZM205 155V156H204ZM213 157H212V156ZM216 155L218 156V157H216ZM220 155H221V157H220ZM233 155V156H232ZM11 156H12V160H11ZM11 156H9L8 158H5V161H4V164H0V175L3 173V172H5L10 166H15V164L17 165V164H19V163H21L23 160H25L26 158H28L29 156H31L30 154H25V153H23V152H17V153H15V154H13V155H11ZM22 156V157H21ZM25 156V157H24ZM173 156V158H170V157H172ZM246 156V157H245ZM17 157V158H16ZM117 157V158H116ZM167 157V158H166ZM179 157V158H178ZM210 157V158H209ZM249 157V158H248ZM16 158V159H15ZM116 158V159H115ZM166 158V159H165ZM177 158H178V160H177ZM213 158V159H212ZM222 158V159H221ZM133 162H131L130 160ZM164 159V160H163ZM175 159V160H174ZM180 159V160H179ZM226 159V160H225ZM231 159H232V162H230L231 161ZM248 159H249V162H248ZM258 159V160H257ZM9 162H8V161ZM166 160V161H165ZM206 160H207V162H208V164H206ZM209 160V161H208ZM225 160V161H224ZM236 162H234V161ZM12 161V162H11ZM19 161V162H18ZM121 161H122V164H121ZM170 161V162H169ZM177 161H179V163L177 162ZM190 161V162H189ZM223 161V163H221ZM6 162V163H5ZM17 162V163H16ZM120 162V163H119ZM186 163V164H181V163ZM221 164H220V163ZM224 162H227L226 163V166H230L229 168H228V171L230 172H228V173H226L227 171H225V170H227V169H225L224 167H226V166H224L223 164H225ZM228 162H229V164H228ZM258 162H259V164H258ZM129 163V164H128ZM169 163V164H168ZM201 163V164H200ZM230 163H231V165H230ZM241 163V164H240ZM250 163V164H249ZM251 163H256L257 164V166H256V164L255 165H251ZM131 164V165H130ZM160 164H161V166H160ZM167 166H166V165ZM220 164V165H219ZM240 166H239V165ZM247 164H248V166H247ZM263 164V165H262ZM157 165H159V166H157ZM181 165H182V171L180 170V168H181ZM185 165H187L186 167H185ZM235 165L239 168L238 170H236L237 169V167L235 168ZM251 165V166H250ZM128 166V167H127ZM208 166V167H207ZM209 166H210V168H209ZM221 166H223V169H222V167ZM233 166V167H232ZM247 166V167H246ZM254 166H256V167H254V170H253V167ZM163 167H166V168H163ZM203 167V168H202ZM206 167V169H204ZM252 168V170L250 169V171H248L249 169H247V168ZM127 170H126V169ZM134 168V169H133ZM171 168H173V169H171ZM174 168H177V170L176 169H174ZM183 168H185V169H183ZM188 168V169H187ZM198 168V169H197ZM201 168V169H200ZM209 168V169H208ZM212 168H214V171H216V169H219V172L217 171V172H214L213 171V169ZM231 168V169H230ZM235 168V169H234ZM246 168V169H245ZM129 169V170H128ZM156 169V170H155ZM164 169H165V171H164ZM166 169H168V170H166ZM171 169V170H170ZM195 169H196V171H195ZM203 169V170H202ZM158 170V171H157ZM163 170V171H162ZM173 170H175V174L173 175V176H175V177H173L172 176V172L171 171H173ZM207 170V172H205L204 173V171H206ZM209 170H210V172H209ZM212 170V171H211ZM222 170H223V173H221L222 172ZM233 170V171H232ZM166 171H168V172H170L171 174H169L168 172H166ZM184 171V172H183ZM232 171V172H231ZM254 171V172H253ZM260 171V172H259ZM167 174V175H169V176H165V175H163V174H165V173ZM174 172V171H173ZM182 172V173H181ZM196 173V175H195V173ZM224 172H225V174H224ZM233 172L235 173L236 172V176H235V174H233ZM162 173V174H161ZM180 173V174H179ZM217 173V174H216ZM220 173V174H219ZM246 173V174H245ZM248 173H251L250 174V176H248L249 174ZM128 174H132L131 176H133V178L132 177H130V175H128ZM183 174H184V176H183ZM223 174V175H222ZM241 174V175H240ZM128 175V176H127ZM179 175V176H178ZM198 175V176H197ZM202 177H201V176ZM212 175V176H211ZM222 175V177H219V176H221ZM225 175H227V176H225ZM230 177H229V176ZM240 175V176H239ZM257 175V176H256ZM259 175H261V176H259ZM264 175V174H263ZM134 176H136V177H134ZM172 176V177H171ZM183 176V177H182ZM185 176H186V178H185ZM193 176H195V178L194 179H191ZM200 176V177H199ZM206 176V177H205ZM207 176H208V178H207ZM210 176H211V179H209L210 178ZM224 176L226 177V178H228V179H225L224 178ZM234 176V177H233ZM243 178H242V177ZM259 176V178H257ZM128 177V178H127ZM156 177V178H155ZM178 177V178H177ZM188 177V178H187ZM213 177V178H212ZM236 177V178H235ZM238 177H239V179H238ZM185 178V179H184ZM198 178H200L201 180H202V178H203V180L201 181L200 179H197ZM205 178V179H204ZM206 178H207V180H206ZM214 178H215V180H214ZM217 178H218V181H217V183L215 182L216 180H217ZM224 178V179H223ZM233 178V179H232ZM235 178V179H234ZM245 178H246V180H245ZM179 179L181 180H185V181H179ZM210 181H209V180ZM232 179V180H231ZM238 179V180H237ZM249 179V180H248ZM254 179V181H252ZM261 179V180H260ZM169 180H170V182H169ZM190 180H192V181H190ZM204 180L206 181V182H204ZM235 180H236V182H235ZM242 180V181H241ZM85 181V180H84ZM83 181V182H84ZM168 181V182H167ZM177 181V182H176ZM187 181H189L190 183L188 184V182ZM194 181V182H193ZM207 181H209V183H207ZM211 181H213L212 183H211ZM233 181V182H232ZM240 181V182H239ZM247 181V182H246ZM249 181V182H248ZM29 183H30V181H28ZM180 182V183H179ZM183 184H182V183ZM184 182H185V185L187 186H185L184 185ZM196 182H198V183H196ZM230 182V183H229ZM244 182V183H243ZM263 182V183H262ZM86 183V182H85ZM131 183V184H130ZM171 183H173V184H176V185H173V184H171ZM196 183V184H195ZM202 183V184H201ZM211 183V184H210ZM261 183V184H260ZM96 184V183H95ZM129 184V185H128ZM182 184V185H181ZM192 184V185H191ZM201 184V185H200ZM203 184H206L205 185V187H204V185ZM216 184V185H215ZM219 184V186H217ZM258 184H260V185H258ZM100 184L98 183V185H95L96 187H98ZM158 185H160V186H158ZM167 185V186H166ZM178 185V186H177ZM185 187H184V186ZM197 185V186H196ZM227 185V186H226ZM240 185H241V187H240ZM243 185V186H242ZM172 186H174V188L172 187ZM180 186V187H179ZM182 186H183V189H182ZM189 186H191V188L189 187ZM202 186V187H201ZM211 186H217L216 188L214 187H211ZM221 186V187H220ZM245 186H246V189H244L245 188ZM170 187H171V190L173 189V191H171V190H169L170 189ZM178 187V188H177ZM195 187V188H194ZM207 187L209 188V189H207ZM220 187V188H219ZM224 187V188H223ZM240 187V188H239ZM251 187V188H250ZM260 189H259V188ZM164 188V189H163ZM178 189V191H176L177 189ZM202 188H204L205 190H203ZM216 190V192L213 190ZM223 188V189H222ZM235 188H237L236 190H235ZM242 188H243V190H242ZM259 190H258V189ZM198 189V190H197ZM212 189V190H211ZM228 189V190H227ZM253 189H254V191H253ZM263 191H262V190ZM169 190V191H168ZM210 190V191H209ZM229 190H231V192L229 191ZM235 190V191H234ZM167 193H166V192ZM197 191V192H196ZM201 191V192H200ZM214 191V192H213ZM233 191V192H232ZM248 191V192H247ZM252 191H253V193H252ZM175 192H176V194H178V196H176V194H175ZM184 192V193H183ZM213 192V193H212ZM247 192V193H246ZM250 192V193H249ZM258 192L261 194V195H258ZM171 193V194H170ZM196 193H198V194H200V195H196ZM228 193V194H227ZM229 193H231V194H229ZM243 193V195H241ZM244 193H245V195H244ZM255 193V194H254ZM185 194V195H184ZM204 194V195H203ZM223 194V195H222ZM226 194V195H225ZM251 194H253V195H251ZM175 195V196H174ZM181 195V196H180ZM210 195V196H209ZM229 197H228V196ZM237 195H241V197H239V196H237ZM248 197H251L252 199H250V198H247V196ZM170 196V197H169ZM194 196V197H193ZM197 196V197H196ZM228 198H227V197ZM235 196H236V198H235ZM244 197V199H242L243 197ZM246 196V197H245ZM254 196V197H253ZM259 196H261V197H259V199H257ZM82 197V198H81ZM80 197V199L77 201V202H75V204H65V205H62L61 206V208L59 209V210H64L65 208L66 209H70V208H75V207H78L79 205H86L87 203H86V199H87V197H84V196H81ZM177 197V198H176ZM179 197V198H178ZM188 197V198H187ZM168 198H170V199H168ZM191 198V199H190ZM235 199V200H232V199ZM241 198V199H240ZM257 200H256V199ZM262 198V199H261ZM173 199V200H172ZM196 199L198 200V201H196ZM204 199V200H203ZM246 199H248V200H246ZM182 200V201H181ZM224 200V201H223ZM237 200V201H236ZM240 200V201H239ZM84 201V202H83ZM174 201V202H173ZM195 201V202H194ZM219 201H221V202H219ZM234 201V202H233ZM243 201V202H242ZM249 201V202H248ZM255 201V202H254ZM261 201V202H260ZM172 204H171V203ZM227 202V203H226ZM230 202V203H229ZM232 202V203H231ZM262 202H263V204H262ZM85 203V204H84ZM242 203V204H241ZM247 203V204H246ZM251 203H253V204H251ZM168 204V205H167ZM171 204V205H170ZM175 204V205H174ZM179 204H181V206L179 205ZM189 204H190V206H189ZM194 204V205H193ZM218 204V205H217ZM185 205V206H184ZM224 205V206H223ZM242 205V206H241ZM253 205V206H252ZM39 206V207H38ZM41 206H43V207H46V209H44L43 210V207H41ZM50 206V207H49ZM170 206V207H169ZM172 206V207H171ZM229 206V207H228ZM237 206V207H236ZM245 208H244V207ZM249 206H251V207H249ZM259 208H258V207ZM167 207H169V208H167ZM180 207V208H179ZM182 207V208H181ZM190 207V208H189ZM205 207V208H204ZM243 207V208H242ZM253 207V208H252ZM49 208V209H48ZM124 208V209H123ZM173 208H176V209H173ZM179 208V209H178ZM186 208V209H185ZM208 208V209H207ZM216 208H217V210H216ZM220 208V209H219ZM255 208V209H254ZM259 210H258V209ZM185 209V210H184ZM189 209V210H188ZM254 209V210H253ZM263 209V210H262ZM51 210H52V212H51ZM55 212H54V211ZM182 210H183V212H182ZM213 210V211H212ZM221 210V211H220ZM224 210V211H223ZM245 210L247 211V212H245ZM23 211V210H22ZM212 211V212H211ZM216 211H218V212H216ZM239 213H238V212ZM241 211V212H240ZM252 211V212H251ZM2 212L3 213H5V212H11V211H9V210H2ZM23 212H25V211H23ZM127 212V213H126ZM187 212H189V214L187 213ZM217 214H216V213ZM243 212V213H242ZM46 213V214H45ZM88 213H89V215L90 216H92L91 214V212H90V210L88 211ZM145 213V212H144ZM177 213V214H176ZM198 213V214H197ZM210 213V214H209ZM220 213V214H219ZM234 214V216H233V214ZM241 213V214H240ZM19 214H21V212L19 213ZM163 214V215H162ZM183 214V215H182ZM219 214V215H218ZM222 214V215H221ZM230 216L231 217V220H229L230 218L227 216ZM230 214H232V215H230ZM143 215V216H142ZM171 215V216H170ZM209 215V216H208ZM235 215H236V217H235ZM249 215V216H248ZM39 216V217H38ZM41 216V217H40ZM53 216V217H52ZM58 216V217H57ZM112 216H114V217H112ZM130 216V217H129ZM139 216H141L142 218H140ZM204 216V217H203ZM222 216V217H221ZM262 216V217H261ZM56 217V218H55ZM71 217H73L75 220H79V218L74 214V215H72ZM166 217V218H165ZM178 217V218H177ZM189 217V218H188ZM224 217H226V218H229L228 220L226 219V218H224ZM234 217V218H233ZM240 217H241V220H240ZM243 217V218H242ZM258 219H257V218ZM51 218V219H50ZM88 219H91L90 217H87ZM183 218V219H182ZM245 218V219H244ZM257 220H256V219ZM82 219V218H81ZM80 219V224L82 223V220ZM173 219V220H172ZM177 219V220H176ZM190 219V220H189ZM205 219H207V220H205ZM220 219V220H219ZM225 219V220H224ZM233 219H238V220H236L235 221V224H234V220ZM41 220V221H43V222H46V225H43L42 227H43V229H42V231H41V229H40V227H37V224L38 223H42L41 221L39 222V221ZM211 220V225H210V223H209V225L207 224L209 221ZM245 220V221H244ZM248 220V221H247ZM253 222V223H251V221ZM254 220V221H253ZM259 220H260V222H259ZM32 221V222H33ZM84 221V223H86V222H88L87 220L85 221V220H83ZM167 221V222H166ZM200 221V222H199ZM202 221V222H201ZM214 221H216V222H214ZM239 221V222H238ZM247 221V222H246ZM54 224H53V223ZM130 224H129V223ZM137 222V223H136ZM196 222V223H195ZM207 222V223H206ZM214 222V223H213ZM231 222V223H230ZM244 222V223H243ZM251 223V225L252 224H254V226H256L258 223L257 222H259V224L261 225L262 223V228L261 227H259L258 228V226H260V225H257L256 227H253V225L251 226L250 224H248V223ZM122 223V222H121ZM132 223V224H131ZM187 225H186V224ZM204 223V224H203ZM213 223V224H212ZM217 223V224H216ZM229 223V224H228ZM237 223H239V224H237ZM249 225V227H251V228H249L248 227V225ZM123 224V223H122ZM141 224V225H140ZM192 224L194 225L193 226V229L192 230H190L191 228H192ZM214 224H215V226H214ZM223 226H222V225ZM232 224H234V225H232ZM242 224H244V225H242ZM105 225H106V227H105ZM109 225V226H108ZM111 225V226H110ZM136 225V226H135ZM162 225V226H161ZM212 225H213V227H215L216 228V226H217V228L219 229H217L216 228V230H217V232H216V230L212 227ZM241 225V226H240ZM45 226V227H44ZM48 226V227H47ZM50 226H51V228H53L54 227V229H51L50 228ZM124 226V225H123ZM142 226V227H141ZM158 226V227H157ZM160 226L162 227V228H160ZM164 226V227H163ZM186 226V227H185ZM188 226V227H187ZM191 228H190V227ZM204 226V227H203ZM219 226H220V228H219ZM231 226H232V228L234 227V231H233V229L231 228ZM243 226V227H242ZM86 227V225L84 226V228ZM168 227V228H167ZM211 227V228H210ZM145 228V229H144ZM177 228V229H176ZM179 228V229H178ZM185 228L186 229H188L189 228V230H188V232H190V233H188V234H186L187 232V230L185 231ZM202 228V230H200ZM225 228V230L223 231V229ZM237 228H238V230H237ZM240 228H242L241 230V232L242 233H244L243 231H244V229H245V233L244 234H242L241 232H240ZM256 229V230H253V229ZM47 229V230H46ZM143 229V230H142ZM147 229V230H146ZM158 229V230H157ZM161 231H160V230ZM164 229H165V231H164ZM166 229H168V230H166ZM172 229V230H171ZM210 229V230H209ZM227 229H229L228 230V232H230V229H231V231H232V234H233V236H230L231 235V233H229L228 234V232H227ZM248 229H250L249 231H247ZM251 229H252V232H251ZM258 229H260V230H258ZM82 230V229H81ZM214 230H215V232H214ZM237 230V231H236ZM18 231V232H17ZM140 231V232H139ZM142 231V232H141ZM179 231V232H178ZM180 231H182V232H180ZM236 231V232H235ZM258 231V232H257ZM262 233H261V232ZM37 232V233H36ZM57 232V233H56ZM58 232H60V233H58ZM108 232H110V233H108ZM139 234H138V233ZM166 232H167V236H166ZM226 232H227V235H228V238H230V239H227V235L225 236V234H226ZM234 232H235V234H234ZM238 232V233H237ZM242 234V235H244V236H242L240 233ZM260 232V233H259ZM24 233V234H23ZM34 233H36V235L34 234ZM50 233V234H49ZM53 233V234H52ZM152 233V234H151ZM156 234V235H154V236H156L155 237V240H153L154 239V236H153V234ZM160 233L163 235V236H161L160 235ZM176 234V236H175V234ZM181 233V234H180ZM195 233V234H194ZM213 233V234H212ZM252 233V235H253V237H252V235H250V234ZM254 233H256V235H254ZM257 233H258V235H257ZM17 234H19V235H17ZM22 234V235H21ZM34 234V235H33ZM143 234V235H142ZM148 234H151V237L153 236V238L152 239H150L151 237H150V235H148ZM158 234H159V236H158ZM174 234V235H173ZM222 234H224V235H222ZM240 235V237L239 236H234V235ZM33 235V236H32ZM57 235V236H56ZM61 235V236H60ZM108 235V236H107ZM140 235V236H139ZM146 235H148V236H146ZM164 235L166 236V237H164ZM170 235V236H169ZM181 235V236H180ZM190 235V236H189ZM194 235H195V237H194ZM217 235V237H215ZM18 236V238H16ZM22 236V237H21ZM56 238H55V237ZM74 236V237H73ZM193 236V237H192ZM198 236V237H197ZM204 236V237H203ZM211 236H213V239L211 238ZM221 236H222V240L220 239L221 238ZM224 236V237H223ZM241 236H242V238H241ZM38 237V238H37ZM72 237V239H69V238H71ZM109 237V238H108ZM144 237V238H143ZM145 237H146V239H145ZM148 237H150L149 239H147ZM236 237V238H235ZM245 237H246V239H245ZM250 237H252L253 238V240H252V238H250ZM257 237V238H256ZM15 238V239H14ZM111 238V239H110ZM131 238H135V240L136 241H134L135 243H133V244H131L130 245V239ZM161 238V240H159ZM171 239V241L172 242H174V243H172L171 241H170V239ZM178 238H179V240H178ZM193 238L195 239V240H193ZM216 238V239H215ZM232 238V239H231ZM258 238H259V241H258ZM28 239V240H27ZM32 239V240H31ZM165 239V240H164ZM168 239V240H167ZM176 239L179 241H176ZM187 239V240H186ZM200 239V240H199ZM206 239V240H205ZM211 239V240H210ZM219 239V240H218ZM223 239H224V241H226V242H228L227 243V245H226V242H224L223 241ZM227 239V240H226ZM234 239V240H233ZM236 239V240H235ZM240 239V240H239ZM242 239H244V240H242ZM248 239V240H247ZM251 239V240H250ZM255 239H257V241L255 240ZM50 240V241H49ZM128 240V241H127ZM140 240V241H139ZM149 240H151V241H149ZM163 240V241H162ZM199 242H198V241ZM213 240V241H212ZM215 240V241H214ZM218 240V242H216ZM232 241V242H229V241ZM247 240V241H246ZM250 240V241H249ZM261 240V241H260ZM15 241V242H14ZM25 241H26V243H25ZM70 241V242H69ZM75 241V242H74ZM76 241H78V243L76 242ZM138 241V242H137ZM154 241V242H153ZM166 241H168L167 243H168V245H167V243H166ZM172 243V245H171V243ZM185 241V242H184ZM203 241H205V242H203ZM234 241V242H233ZM246 241V242H245ZM253 241H255V243L253 242ZM22 242V243H21ZM34 242V243H33ZM50 242H52L53 244H51ZM81 242V243H80ZM84 242H85V245H84ZM92 242V243H91ZM104 242V243H103ZM110 243L111 242V246H112V248H114L113 250H112V248H111V246L109 245H106L107 243ZM151 242H153V244L155 243V244H157L158 245V248L155 246V244L153 245ZM163 242V244H161ZM175 242H178V243H176V245L178 244H181V243H183V245H182V247H181V245H179V247H178V245H177V247H175L176 245H175ZM211 242V243H210ZM215 242V243H214ZM221 242H222V244H221ZM244 242V243H243ZM259 242V243H258ZM31 243H32V245H31ZM51 244V246H52V248H50V249H46V246H47V244ZM65 243V244H64ZM95 243V244H94ZM97 243V244H96ZM103 243V244H102ZM142 243V244H141ZM166 245H165V244ZM170 243V244H169ZM209 243V244H208ZM218 243L220 244V245H218ZM224 243V244H223ZM234 246V247H231V248H229V245L230 246H232L231 244ZM251 243V244H250ZM254 245H253V244ZM262 243V244H261ZM14 244V245H13ZM17 244V245H16ZM37 244V245H36ZM41 244V245H40ZM63 244H64V246H63ZM68 244V245H67ZM140 244V245H139ZM145 244V245H144ZM160 244V245H159ZM185 244V245H184ZM242 244V245H241ZM77 245V246H76ZM80 245V246H79ZM99 245V246H98ZM101 245H103V246H101ZM104 245H105V247H104ZM141 245L143 246V247H141ZM163 245V246H162ZM166 247H165V246ZM175 245V246H174ZM199 245V246H198ZM221 245H223V246H221ZM226 245V246H225ZM4 246V247H3ZM62 246L65 248V247H69V249L68 248H66V249H62ZM73 246V247H72ZM85 246L86 247H90V248H88L89 249V251L85 248ZM110 247V250H112V251H108L107 249H109L108 247ZM167 246H169V247H167ZM172 246V247H171ZM184 246H187V247H184ZM191 246V247H190ZM200 248H198V247ZM224 246H225V248L227 247L228 249H231V251L230 250H228L227 249V251H226V249L224 248ZM249 246H250V248H249ZM260 247V250H259V247ZM19 247V248H18ZM53 247H55V249L57 250V251H54L55 249L53 248ZM57 247V248H56ZM79 247V248H78ZM81 247H83V248H81ZM93 249H92V248ZM106 247H107V249H106ZM130 247V248H129ZM173 247H175V249H176V252H175V249H173ZM183 249V251L181 250V248ZM195 247V248H194ZM221 247H223L222 248V250H221ZM246 247H247V249H249L248 250V252L247 253H245L246 251H247V249H246ZM252 247H254V249L252 248ZM73 248V249H72ZM105 248V249H104ZM133 248V249H132ZM139 248H140V250H139ZM165 248H166V251H165ZM170 248V249H169ZM187 251H192V253H196L195 254V256H194V254H193V258H195L196 259V261H195V259H191V260H189V263H188V259H186L185 258V256H183L182 254L183 253H185L186 252V250ZM189 248L191 249H193L194 250V252H193V250L191 249V250H189ZM198 248V250L200 251L199 253H198V250H196L195 251V249H197ZM256 248H258V250H259V252L258 251H256L257 249ZM14 250V252H13V250ZM40 249V250H39ZM54 249V250H53ZM60 249V250H59ZM83 249V250H82ZM100 249H102V250H100ZM131 249V250H130ZM202 249V250H201ZM208 249V250H207ZM251 249H253V250H251ZM33 250V251H32ZM63 250V251H62ZM74 250V251H73ZM86 250H87V253L89 254H87L86 253ZM92 250V251H91ZM94 250V251H93ZM103 250H104V252H103ZM163 250V251H162ZM210 250V251H209ZM8 251V252H7ZM36 251V252H35ZM39 251V252H38ZM51 251H53V252H51ZM68 251V252H67ZM108 251V252H107ZM148 251V252H147ZM169 251V252H168ZM181 251H182V253H181ZM204 251H205V254L204 255H202L201 253L203 252L204 253ZM222 253H221V252ZM13 252V253H12ZM35 252V253H34ZM55 252V253H54ZM56 252H57V255H56ZM72 252V253H71ZM84 252V253H83ZM119 252V253H118ZM128 252V253H127ZM145 252V253H144ZM174 254H173V253ZM234 252V253H233ZM4 253H7V254H4ZM11 253V254H10ZM38 253H40V255H38ZM50 253H52V255L50 254ZM100 253V255L99 256H97L98 254ZM108 253H109V255H108ZM112 253V254H111ZM116 253V255L115 256H113L114 254ZM153 253V254H152ZM179 253H181V255L179 254ZM229 253H231V254H229ZM233 253V254H232ZM260 254L259 256H260V258H259V256H258V254ZM13 254V255H12ZM34 254V255H33ZM42 254V255H41ZM85 254V255H84ZM92 254V255H91ZM93 254H95V256L93 255ZM111 254V255H110ZM130 254V255H129ZM136 254V255H135ZM143 254V255H142ZM144 254H147L146 256H144ZM208 254H210V256H208ZM219 254V255H218ZM229 254V255H228ZM245 254V255H244ZM247 254V255H246ZM4 255V256H3ZM8 256V258L6 257V256ZM38 255V256H37ZM65 255H67V257H68V260H67V257L65 256ZM77 255H78V257H77ZM94 256V257H90L89 259H88V257L89 256ZM118 255V256H117ZM122 255V256H121ZM135 257L136 256V259L138 258V260H136V262L133 260V256ZM171 255V256H170ZM243 255L245 256V257H243ZM37 256V257H36ZM39 256H41L42 257V259H41V257H40V259H41V261H40V259H38V257ZM45 258H44V257ZM51 256H53V257H51ZM117 256V257H116ZM126 256V257H125ZM129 256L131 257V258H129ZM149 256V257H148ZM155 256V257H154ZM178 257V256H180V257H178V259H175V257ZM182 256V257H181ZM205 256V257H204ZM258 256V257H257ZM3 257V258H2ZM6 257V258H5ZM34 257V260H35V262H34V260H32L31 258H33ZM35 257H36V259H35ZM50 257L52 258V259H50ZM55 257V258H54ZM71 257H72V259H71ZM73 257H75L74 259H73ZM116 257V258H115ZM166 257V258H165ZM204 257V258H203ZM208 257H209V259H208ZM212 257V258H211ZM241 258V260H236L237 258ZM242 257H243V259H242ZM84 258H86V259H84ZM93 258H95L94 260H92ZM123 258H124V260H123ZM127 258V259H126ZM157 260H156V259ZM180 258V259H179ZM230 259V261H229V259ZM246 259V261H245V259ZM7 261H6V260ZM21 259H24L23 261H21ZM29 261H28V260ZM45 259V260H44ZM63 259V260H62ZM84 261H83V260ZM109 259H111V260H109ZM135 259V258H134ZM142 259V260H141ZM163 259V260H162ZM170 259V260H169ZM206 259V260H205ZM217 259V260H216ZM226 259V260H225ZM14 260V262H12ZM18 260V261H17ZM60 260H62V261H60ZM67 260V261H66ZM74 260V262H72ZM76 260V261H75ZM80 260V261H79ZM92 262H91V261ZM122 260V261H121ZM128 260V261H127ZM132 262H131V261ZM243 260V261H242ZM21 261V262H20ZM33 261V262H32ZM38 261V262H37ZM65 261V262H64ZM69 261V262H68ZM86 261H89V262H86ZM139 261V262H138ZM185 261V262H184ZM209 261V262H208ZM215 261V262H214ZM218 261V262H217ZM235 261V262H234ZM238 261V262H237ZM241 261V262H240ZM7 262V263H6ZM18 262V263H17ZM32 262V263H31ZM46 262V263H45ZM58 262H60V263H58ZM63 262V263H62ZM68 262V263H67ZM79 262V263H78ZM91 262V263H90ZM105 264H108V262L106 263L105 262V260L103 261ZM205 262V263H204ZM0 263V264H1Z\"/></svg>",
  "mask_w": 264,
  "mask_h": 264
}]
</instances>
